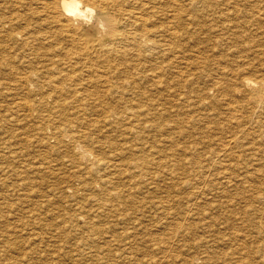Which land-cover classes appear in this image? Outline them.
<instances>
[{
  "label": "bare ground",
  "instance_id": "bare-ground-1",
  "mask_svg": "<svg viewBox=\"0 0 264 264\" xmlns=\"http://www.w3.org/2000/svg\"><path fill=\"white\" fill-rule=\"evenodd\" d=\"M2 1V0H1ZM5 5L3 6V12L0 13V32L3 31L4 25H8L11 29H12V35L14 38V36H17L19 38H21V40L23 41L22 46H28V53L30 51V53H33L31 51L33 50H41L43 47L42 43H44V40H46L48 37V34H45L42 36L43 33L46 32L45 29L49 30V27H51V30L53 28V30H56L58 32V34H61L63 40H66V42H69L70 46L72 45V51H69L68 46L63 48V55H64V60L62 61L63 63L67 62L68 59V64L71 66H73L74 63H79L80 68H83V70L85 71V75L86 76H82V74L77 73V72H72L73 70L77 69H67V68H60L61 65L58 66L57 64V68H60L57 73L60 74H53L50 71L52 70V68H49V64L46 65L48 67L43 68V70H32L30 73H28L29 76L34 75L35 77H39V74L42 72H46L49 76L45 79H50V84L48 83V87L51 86V88L49 89L48 92H52V90L57 93L58 95V100L55 102L50 104H53L52 106L48 107L47 109L44 107V109L41 110L40 117H41V121H42V127L39 126V123H34L36 121L33 122L34 124H37L38 126L37 131L32 130L34 132H36V139L37 140H42L43 137V133L47 130L46 128H48V130H52L53 132L49 133L48 138L49 137H54L55 138V142L59 143V145H62L63 140L61 139L62 136H68V140L77 143V141H80L77 143V146L80 148V143L83 142V149L80 150L79 148V152L78 154H81V158L85 159L87 163H85V165H88L87 170L85 171V174L83 173V178L81 181H83V188H87L89 190H93V193H86V195H88L89 197L92 198L91 201L94 202V205L96 207L95 210L99 211L100 213H107L108 215H114V216H118L119 217V222L120 224L122 222H127L128 223V227L124 228L123 231L120 230V234H123L124 238H128V240H131L130 242L126 239H123L121 237L122 240H126L127 244L123 245L124 249H126L125 251H127L126 254H124L125 257V263L124 264H128L126 262L129 261V263L134 262V264L138 261L139 264L140 263H148L147 260H150L151 258H139L138 255H141L144 250H150L149 245L146 244V241H148V239L152 236V234H148L149 238H146L145 236L141 235L142 233H144V231H148L145 222L142 220H146L147 218H152V216L157 215V213L161 212V216H162V212H166L165 210L168 208H172V205L174 206V204H172L171 199L170 198V194L172 193H141V189L143 186H147L150 183H154L157 180V177H161L163 180H165L167 178L171 180V177L174 176L175 178H178L179 181L182 180L181 182L184 185L187 184H191L193 183L192 180L195 179L196 182V177L198 178L199 176H195L194 173L192 174V171L195 169H187L186 166L184 165V161L183 158H185V156L182 157H178L176 156V151H175V142L170 140L168 141L171 145H169L170 147L167 148L166 153L162 158H160L159 160H163L160 162V167L163 166L165 169H158L156 170V168L154 169L151 168L149 169V164H150V157L151 155L149 154H140V152L138 153V151H135V148L139 149L141 152L143 151L144 148L142 147H137V143H131V144H127L128 141H139L143 138H145L146 136H144L145 132L151 131L150 129H157V130H163L165 128H167L166 126L168 125V127H171L170 131L172 129H174L173 127V123H175L176 121H171V119L169 120L168 118H164L165 115L167 114L165 107V102H167L168 100L165 97H162L164 95H170V91L172 90H176L173 89L172 87H170L172 85V83H178L179 80L182 81L183 86L184 87H190V89L192 91H195V94L198 98V100H200V102L206 100L209 101V104L212 105L213 100L214 104L217 101H220V105H221V100H217L216 97L220 96V98L225 100V106L224 108H227L228 111L230 112H237L235 114H238V111H243V109H246L247 111L250 110V115L253 116L254 114H259L264 112V38L262 39H254L250 40V42H247L248 44V48H246V50H250L251 51V56H254V60L252 59V61H248L247 59H243L241 60L237 65H240V67L236 66V68H231V67H227L224 64H217L215 66H213V63H217V60L214 62H210L209 64L207 62H204L207 65V68L205 70H207V72L205 71L204 74L201 73L202 76L206 75V79H204V81L208 80L209 83H207L210 87L209 89H207V91H204L206 89L204 88H200L197 85L194 84V82H192L195 78L199 79V75L197 73L198 69H199V64L197 62H193L192 61H187L184 60L185 59V54L183 53V51L180 49L181 43L180 41L182 39H186L189 38V36H193L196 35L195 32H192L196 29V27H193L191 31H189V27H191L192 25H197L199 28H201V30L203 31H207L209 32L210 30H215V25L218 26L216 22H221V26L222 29L230 31L232 30V27H240L243 26L244 22H248L250 21L248 18L250 17H254L256 16V14L258 15V17H260V21L262 20V34L261 37H264V0H7L5 1ZM3 3V2H2ZM2 6V4H0ZM240 18V19H239ZM243 20V21H242ZM254 21V19H252ZM257 20V19H256ZM255 20V21H256ZM259 20V19H258ZM257 20V21H258ZM33 22V23H32ZM194 23V24H193ZM260 23V24H261ZM233 24V25H232ZM254 24V22H253ZM251 24H249L250 26ZM254 26V25H253ZM251 26V27H253ZM256 26V24H255ZM36 27V28H34ZM238 27V28H239ZM258 27V26H257ZM14 29V30H13ZM36 29V30H35ZM252 29V28H250ZM253 30V29H252ZM255 30V29H254ZM5 31V30H4ZM234 32H236V30H233ZM241 31V30H240ZM239 31V32H240ZM250 31V30H249ZM54 33V31H52ZM226 32V31H225ZM242 32V31H241ZM251 32V31H250ZM260 32V33H261ZM52 33V34H53ZM258 33V32H257ZM8 34V32H7ZM225 34V33H224ZM1 35V34H0ZM41 35L42 38H44L43 42L42 41H38V36ZM50 36H52L51 34H49ZM54 35V34H53ZM235 35V37H237V33L236 34H232ZM242 35V34H241ZM201 36V35H200ZM217 36V35H216ZM245 36V35H244ZM2 37V35H1ZM213 37V36H212ZM240 37V36H239ZM242 37V36H241ZM240 37V39H241ZM258 37H260L258 35ZM3 38V37H2ZM1 38V40H3ZM6 38V35L5 37ZM16 38V37H15ZM14 38V39H15ZM201 38V37H200ZM203 38V37H202ZM229 39L231 38V36L228 37ZM238 38V37H237ZM236 38V39H237ZM248 38H251V36L249 35ZM17 39V38H16ZM234 39V38H233ZM239 39V41H240ZM252 39V38H251ZM0 40V41H1ZM10 40V38H9ZM20 40V41H21ZM37 40V41H36ZM63 40H58L57 41V48L58 47H62L64 46V42ZM187 40V39H186ZM189 40V39H188ZM217 40V39H216ZM224 40V39H222ZM231 40V39H230ZM14 41V40H13ZM16 41V40H15ZM36 41V42H35ZM190 41V40H189ZM218 41V40H217ZM221 41V40H220ZM227 41V40H226ZM234 41V40H233ZM232 41V42H233ZM243 41V40H242ZM246 41V39H245ZM253 41V42H251ZM4 42V41H3ZM2 42V43H3ZM8 42V41H7ZM19 42V41H18ZM52 42V41H51ZM201 42V41H200ZM199 42V43H200ZM215 42V40H214ZM46 43V41H45ZM55 43V41H54ZM198 43V44H199ZM210 43V42H209ZM239 43V42H238ZM243 43V42H240ZM15 44V43H14ZM18 44V43H17ZM20 44V43H19ZM51 44V43H50ZM185 44V43H184ZM190 44H192L190 42ZM218 44V43H217ZM236 44V43H235ZM245 46L247 45L245 42L243 43ZM12 45V43H11ZM46 45V44H45ZM49 45V44H48ZM207 45V44H206ZM209 45V44H208ZM212 45V44H211ZM216 45V44H215ZM227 45V44H226ZM10 46V45H9ZM56 45H53L54 49ZM185 46V45H184ZM194 46V45H193ZM218 46V45H217ZM237 46V45H236ZM239 46V45H238ZM243 46V47H245ZM1 47V46H0ZM17 47V45H16ZM198 47V46H197ZM222 47V46H221ZM220 47V48H221ZM224 47V46H223ZM242 47V46H241ZM3 48V46H2ZM6 48V47H5ZM15 48V46H14ZM37 48V49H35ZM47 48V46H46ZM186 48V47H185ZM200 48V47H199ZM206 47H204L205 49ZM215 48V47H214ZM218 48V47H217ZM219 48V49H220ZM10 49V48H9ZM8 49V50H9ZM15 49H19V48H15ZM22 49V48H21ZM44 49V48H43ZM51 48H48V50ZM187 49V48H186ZM218 49V50H219ZM245 49V48H244ZM7 50V49H6ZM5 50V51H6ZM13 50V48H12ZM11 50V51H12ZM25 50V49H24ZM45 50V49H44ZM58 50H60L58 48ZM57 50V52H58ZM200 50V49H199ZM203 49H201L202 51ZM213 50V49H212ZM222 50V49H221ZM241 50V48H240ZM1 51V50H0ZM4 51V52H5ZM14 51V50H13ZM12 51V53H13ZM18 51V50H17ZM16 51V52H17ZM207 51V50H206ZM216 51V50H215ZM223 51V50H222ZM234 51V50H232ZM242 51V50H241ZM240 51V52H241ZM249 51V52H250ZM21 52V51H20ZM19 52V53H20ZM49 52V51H48ZM52 52V51H51ZM62 52V51H61ZM192 52V51H191ZM247 52V51H246ZM6 53V52H5ZM8 53V52H7ZM27 53V54H28ZM35 53V52H34ZM40 53V52H39ZM59 53V52H58ZM57 53V54H58ZM190 53V52H189ZM196 53V52H195ZM194 53V55H195ZM214 53V52H213ZM216 53V52H215ZM237 53V52H236ZM239 53V52H238ZM1 54V52H0ZM4 54V53H3ZM10 54V53H9ZM21 54V53H20ZM19 54V56H20ZM50 54V53H49ZM54 54V52H53ZM181 54V55H180ZM200 54V53H199ZM217 54V53H216ZM231 54V53H230ZM249 54V53H248ZM6 55V54H5ZM41 55V54H40ZM37 55V56H40ZM51 55V54H50ZM62 55V53H61ZM185 55V56H184ZM192 55V54H191ZM203 55V54H202ZM4 56V55H1ZM8 56V55H7ZM17 56V55H15ZM14 53L12 57H15ZM32 56V55H30ZM35 56V55H34ZM46 56V55H45ZM57 58H60L61 56ZM72 56H75L74 59H76V62H72L71 59ZM229 56V55H228ZM238 56V55H237ZM249 56V55H248ZM9 57V56H8ZM8 57H5V61L7 60ZM41 57V56H40ZM203 57V56H202ZM224 57V56H223ZM222 56L218 57L219 60H221V58H223ZM3 58V57H2ZM23 58V56H22ZM25 58H27L25 56ZM45 58V57H44ZM52 58V57H51ZM50 58V59H51ZM54 58V56H53ZM52 58V59H53ZM195 58V57H193ZM208 58V57H207ZM227 58V57H226ZM11 59V58H9ZM31 59V58H30ZM28 59V60H30ZM40 59V58H38ZM37 59V60H38ZM61 59V58H60ZM197 59V58H195ZM16 60V59H15ZM14 60V61H15ZM19 60V59H18ZM36 60V58H35ZM42 60V59H41ZM40 60V61H41ZM49 60V59H48ZM54 60V59H53ZM189 60V59H188ZM198 60V59H197ZM231 60V59H230ZM247 60V61H246ZM27 61V60H26ZM45 61H47L45 59ZM71 61L73 64H71ZM206 61V60H205ZM4 62V61H3ZM9 62V61H8ZM31 62V61H30ZM48 62V61H47ZM58 62V61H57ZM61 62V63H62ZM18 63V62H17ZM20 63V62H19ZM18 63V64H19ZM23 64V62H21ZM27 63V62H26ZM34 63V62H33ZM36 63V62H35ZM38 63V62H37ZM40 63V62H39ZM49 63V62H48ZM51 63V62H50ZM53 63V62H52ZM51 63V64H52ZM148 64V67H145V65ZM180 63H183L184 66L181 68ZM222 63V62H221ZM229 63V62H228ZM231 63V62H230ZM3 64V63H2ZM9 64V63H8ZM13 64V61L12 63ZM10 64V67H11ZM25 64V63H24ZM23 64V65H24ZM28 64V65H27ZM25 66L29 68V63H27ZM42 64V63H41ZM59 64H60V60H59ZM67 64V63H66ZM190 64H192L190 66ZM14 65V64H13ZM35 65V64H34ZM54 65V64H53ZM52 65V67H53ZM65 65V64H64ZM67 65V67L69 66ZM76 65V64H74ZM211 65V66H210ZM230 65V64H229ZM8 66V65H7ZM22 66V65H21ZM38 66V65H37ZM51 66V65H50ZM66 66V65H65ZM188 69H193V73L192 76H186V77H181L182 73L184 71H186L187 69H184V67H189ZM14 69L16 68L15 65L13 66ZM34 67V66H33ZM32 67V68H33ZM56 66L54 65V68ZM62 67V66H61ZM234 67V66H233ZM7 68V67H5ZM9 68V66H8ZM12 68V67H11ZM10 68V69H11ZM18 68V67H17ZM36 68V67H35ZM40 68V67H39ZM1 69V68H0ZM3 69V67H2ZM22 69V68H21ZM24 69V66H23ZM22 69V70H23ZM41 69V68H40ZM13 70V69H12ZM10 70V71H12ZM16 70V69H15ZM14 70V71H15ZM29 70V69H28ZM81 70V69H80ZM3 71V70H2ZM9 71V70H8ZM56 71V69H55ZM1 72V71H0ZM82 72V71H81ZM18 73V72H17ZM25 74V72H23ZM27 73V72H26ZM51 73V74H50ZM189 73V72H188ZM196 73V76H194ZM248 73L250 75H254L255 78H251ZM13 74V71H12ZM10 74V75H12ZM15 74V73H14ZM43 74V73H42ZM9 75V74H8ZM190 75V74H189ZM19 76V75H18ZM42 76V75H41ZM44 76V74H43ZM4 77V76H3ZM6 77V76H5ZM9 77V76H8ZM6 77V78H8ZM11 77V76H10ZM14 77V76H13ZM12 77V78H13ZM25 77V76H23ZM22 77V78H23ZM28 77V76H26ZM181 79H180V78ZM195 77V78H194ZM207 77L209 79H207ZM1 75H0V80H1ZM17 78V77H16ZM41 79V77H39ZM11 78H9L10 80ZM19 79V77H18ZM17 79V80H18ZM21 79V78H20ZM35 79V78H34ZM201 79V78H200ZM6 80V79H5ZM14 80V79H13ZM22 80V79H21ZM32 79H30L29 82H31ZM38 81V80H34ZM47 81V80H46ZM49 81V80H48ZM198 81V80H197ZM201 81V80H200ZM2 82V81H1ZM4 82V81H3ZM2 82V83H3ZM9 82V81H7ZM18 82V81H17ZM22 82V81H21ZM28 82V80L26 81ZM28 82V83H29ZM33 82V81H32ZM141 82H145L146 85H141ZM199 82V81H198ZM202 82V81H201ZM19 83V82H18ZM17 83V84H18ZM27 83V84H28ZM16 84V85H17ZM32 84V83H30ZM35 84H38L35 83ZM47 84V83H46ZM180 83H178L179 85ZM1 85V84H0ZM19 85H22L19 84ZM39 85V84H38ZM41 85V83H40ZM24 86V85H23ZM26 86V85H25ZM43 86V85H42ZM177 86V85H176ZM205 86V85H204ZM12 87V86H11ZM27 87V86H26ZM25 87V88H26ZM37 87V86H34ZM175 87V84H174ZM208 87V86H207ZM2 88V86H1ZM0 88V89H1ZM14 88V85H13ZM21 88V87H18ZM24 88V90H25ZM39 88V87H38ZM44 88V87H43ZM46 88V87H45ZM160 88L162 89L160 92L161 94V98H165L164 100H161V102L156 106H155V102H157L156 100H158V98L155 100L152 97V94H155V92H152L153 90H157ZM17 89V87H16ZM23 89V88H22ZM10 90V89H9ZM27 90V89H26ZM46 90V89H45ZM51 90V91H50ZM178 90V89H177ZM180 90V88H179ZM211 91L212 94H209ZM32 91V90H31ZM38 91V90H37ZM47 91V90H46ZM184 91V90H182ZM186 91V90H185ZM184 93L188 94V92L191 93V91H186ZM12 92V91H10ZM15 92V91H14ZM21 92V91H20ZM26 92V91H24ZM39 92V91H38ZM42 92V91H41ZM53 92V93H54ZM180 92V91H179ZM19 93V92H17ZM31 94V92H29ZM28 93V94H29ZM46 93V92H45ZM156 93H159L158 90ZM175 93V92H174ZM178 93V92H176ZM175 93V94H176ZM13 94V93H12ZM15 94V93H14ZM22 95V93H20ZM19 94V95H20ZM35 94V93H34ZM39 93H36V95H38ZM44 94V93H42ZM48 94V93H47ZM18 95V94H17ZM17 97V99L20 97ZM20 95V96H21ZM179 95V94H178ZM209 95H211L209 97ZM7 96V95H6ZM12 95H10L11 97ZM14 96V95H13ZM27 96V95H26ZM29 96V95H28ZM40 96V95H39ZM42 96V95H41ZM44 96H46L44 94ZM49 96V95H48ZM46 96V97H48ZM51 96V94H50ZM54 97V95H52ZM157 97V95H155ZM154 96V97H155ZM159 96V95H158ZM170 96H174V95H170ZM186 96V95H185ZM169 97V96H168ZM195 97V96H194ZM211 98L209 100V98ZM16 98V96H15ZM25 98V97H23ZM56 98V95H55ZM176 99V97H174ZM219 98V97H218ZM14 99V98H13ZM28 101H29V97H27ZM44 99V98H42ZM51 99V98H50ZM54 99V98H53ZM52 99V100H53ZM143 99V100H142ZM146 99V101H145ZM171 99V98H170ZM183 99V98H182ZM192 99V97H191ZM47 100V98H46ZM167 100V101H166ZM173 100V99H172ZM171 100V101H172ZM196 100V98L194 99V101ZM18 101V100H17ZM21 101V100H19ZM18 101V102H19ZM26 101V100H25ZM55 101V99L53 100ZM179 102V100H177ZM212 101V103H211ZM22 102V101H21ZM20 102V103H21ZM24 102V99H23ZM32 102V101H30ZM35 102V100H34ZM50 101L46 102L49 103ZM159 102V101H158ZM157 102V103H158ZM224 102V101H223ZM25 103V102H24ZM27 103V102H26ZM41 101H38V104H40ZM55 103V104H54ZM208 103V102H207ZM206 103V104H207ZM11 104V103H10ZM28 104V103H27ZM35 104V103H33ZM43 104V103H42ZM176 104V103H174ZM208 104V105H209ZM223 104V103H222ZM15 105H18L17 103ZM24 105V104H23ZM26 105V104H25ZM71 105V106H70ZM172 105V104H171ZM218 105V103H217ZM22 106V105H21ZM38 106V105H37ZM75 106V108H74ZM84 106V107H82ZM195 105L193 104L192 107H194ZM197 106L200 107L199 104H197ZM223 106V105H222ZM221 106V107H222ZM13 104H12V108H13ZM41 107V106H40ZM82 108H89V110L93 111V113L95 114V118H93V125L92 123V119L87 118L86 114L84 115V113L80 112ZM196 107V106H195ZM194 107V108H195ZM205 107V106H204ZM203 107V108H204ZM211 107V106H210ZM209 107V108H210ZM213 107V106H212ZM219 107V106H216ZM18 108V106L16 107ZM31 108L34 109L31 105ZM161 109L162 111H158V109ZM198 108V107H197ZM202 108V107H201ZM200 108V109H201ZM214 108V107H213ZM20 109V107H19ZM27 109V108H26ZM31 109V110H32ZM41 109V108H40ZM183 109V108H181ZM199 109V108H198ZM199 109V110H200ZM217 109V108H216ZM220 109V108H219ZM15 110V108L12 109V111ZM36 110H38L36 108ZM69 110V112H68ZM87 110V109H86ZM185 110V109H184ZM196 110V109H195ZM198 110V112H199ZM203 110V109H202ZM207 109H205L206 111ZM222 110V109H220ZM225 110V109H224ZM23 111V110H21ZM30 111V110H29ZM26 114V116L29 114ZM33 111V110H32ZM190 111V109H189ZM187 111V112H189ZM212 111V109H211ZM210 111V112H211ZM219 111V110H218ZM227 111V110H226ZM241 111V114H242ZM186 112V113H187ZM196 112V111H195ZM203 114L204 111H202ZM223 112V111H222ZM225 112V111H224ZM249 112V111H248ZM14 113V112H13ZM17 112H15L14 114H16ZM24 113V111L22 112ZM31 113V111H30ZM35 113V112H34ZM38 113V112H37ZM190 113V112H189ZM188 113V114H189ZM194 113V112H192ZM89 114V113H88ZM187 114V115H188ZM200 114V112H199ZM213 114V113H212ZM211 114V115H212ZM218 114V113H216ZM234 114V113H233ZM248 114V115H249ZM253 114V115H252ZM264 114V113H262ZM192 115V114H191ZM219 115V114H218ZM245 115V113H244ZM247 115V116H248ZM12 116V115H11ZM19 116V115H18ZM21 116V114H20ZM23 118L24 115L22 114ZM190 116V115H188ZM203 116V115H202ZM206 116V115H204ZM224 116V114L222 115ZM221 115L219 117H222ZM228 116V115H227ZM236 116V117H235ZM234 117L238 119V115H235ZM264 116V115H263ZM262 116V117H263ZM15 117V116H14ZM92 117V116H91ZM197 117V115L195 116ZM213 117V116H212ZM12 118V117H10ZM18 118V117H17ZM20 118V117H19ZM30 118V117H29ZM35 119H37V114L36 117L34 116ZM31 118V119H34ZM192 118V117H191ZM201 118V116H200ZM208 118V116H207ZM211 118V117H210ZM215 118V117H213ZM229 118V117H228ZM233 118V117H232ZM254 118V117H253ZM259 118V117H256ZM27 119V117H26ZM40 119V118H39ZM205 119V118H204ZM219 119V118H218ZM225 119V118H224ZM223 119V120H224ZM227 119V118H226ZM230 119V118H229ZM237 119H235V121H237ZM252 119V118H251ZM260 120L262 118H259ZM16 120V119H14ZM12 120V121H14ZM25 120V118H24ZM91 120V121H90ZM182 120V119H179ZM209 120V119H207ZM222 120V121H223ZM233 120V119H231ZM241 120V119H240ZM23 121V120H22ZM29 121V120H28ZM40 121V122H41ZM189 121V120H188ZM192 121V120H191ZM198 122L200 120H197ZM204 121V120H202ZM221 121V118H220ZM247 121V120H246ZM251 121V120H250ZM254 121V120H252ZM20 122V121H18ZM24 122V121H23ZM32 122V121H31ZM39 122V121H37ZM181 125L182 123L180 121H178ZM185 122V121H184ZM193 122V121H192ZM196 122V121H195ZM204 122H208L207 124H205V127H209V129L211 128L213 131L217 130L220 126H218V123L212 120L210 121L212 125H210L209 121H204ZM234 123V121H232ZM232 122L230 123V125L232 124ZM248 122V121H247ZM14 123V122H12ZM25 123V122H24ZM26 123H30L26 122ZM101 123L103 127L105 126H109V127H113V123H116V127L111 129L113 131H116L118 134V137L120 136V139L123 140L122 142H125L123 144H121L122 142H120V146L119 148L116 150V152H114V155L119 154V156L121 154H123V156L119 159L118 158V162H113L110 163L109 161L104 160V167L102 168V170H98L95 172L96 176H95V181H94V175L91 171L94 169H92L91 166H93L92 164H100L102 163L101 161H99L100 153H98L99 157L96 156V154L92 155V151L91 153L86 152L88 149V147L94 146L96 145L94 142L96 141V138L94 139L93 136H91V134H93L92 132L90 133L89 131V126L92 125L93 126H99ZM177 123V122H176ZM186 123V122H185ZM250 123V122H249ZM256 123V122H255ZM258 123V121H257ZM264 123V122H263ZM17 124V123H16ZM21 124V122H20ZM23 124V123H22ZM105 124V125H104ZM119 124V125H117ZM121 124V125H120ZM200 124V122H199ZM202 124H204L202 122ZM201 124V125H202ZM227 124V123H226ZM225 124V125H226ZM237 124V122H236ZM239 124V123H238ZM237 124V125H238ZM262 124V123H261ZM6 124H4L3 126H5ZM18 125V124H17ZM31 125V123H30ZM41 125V124H40ZM187 125V123H186ZM189 125V124H188ZM191 125V124H190ZM224 125V124H223ZM244 125V124H243ZM242 125V126H243ZM257 125V124H256ZM253 125V126H256ZM1 126V127H3ZM7 126V125H6ZM12 126V125H11ZM13 126H16L15 124ZM20 126V125H19ZM26 126V124H24V127ZM29 126V125H27ZM36 126V125H35ZM44 126V127H43ZM102 126H99V128H101ZM198 126V125H197ZM200 126V125H199ZM203 126V125H202ZM211 126V127H210ZM213 126V127H212ZM222 126V125H221ZM229 126V125H228ZM226 126V127H228ZM233 126V125H232ZM248 126V125H247ZM258 126H262V128L264 127V125H258ZM10 127V126H9ZM31 128V126H29ZM204 127V126H203ZM225 127V126H224ZM231 127V126H230ZM229 127V128H230ZM236 127V126H234ZM251 127V126H249ZM4 128V127H3ZM1 128V129H3ZM6 128V127H5ZM12 128V127H11ZM14 128V127H13ZM16 128V127H15ZM51 128V129H50ZM96 128V127H95ZM107 128V127H105ZM227 128V129H229ZM232 128V127H231ZM230 128V129H231ZM248 128V127H247ZM246 128V130H247ZM17 129H20L17 128ZM32 129V128H31ZM46 129V130H45ZM110 129V128H109ZM169 129V128H168ZM187 129V128H186ZM208 129V130H209ZM225 128H222V131H224ZM226 129V130H227ZM229 129V131H230ZM240 129H241V125H240ZM258 129V128H257ZM7 130V129H4ZM14 130V129H11ZM22 130V129H21ZM29 130V129H28ZM27 130V132L25 131V134H27L29 131ZM47 130V131H48ZM64 130H67L64 132ZM99 129H97V132ZM178 130V129H177ZM221 130V128H220ZM238 130V129H237ZM245 130V128L243 129ZM251 130V129H249ZM248 130V132H249ZM10 131V128H9ZM23 131V130H22ZM21 131V133H22ZM31 131V130H30ZM96 131V129H95ZM175 130H173L174 132ZM184 129L179 130L180 133H184ZM228 131V130H227ZM235 131V130H234ZM257 131V130H256ZM1 132V131H0ZM3 132V130H2ZM6 132V131H5ZM4 132V133H5ZM18 133V131H15ZM94 132V131H93ZM104 133H106V131L104 132V130L102 131ZM109 132V130H108ZM167 132V130H166ZM207 132V130H206ZM212 132V131H211ZM217 132V131H216ZM219 132V131H218ZM231 132V131H230ZM233 132V131H232ZM238 132V131H237ZM254 132V131H253ZM252 132V133H253ZM14 133V132H13ZM17 133H15L14 135V139L15 136L17 135ZM20 133V132H19ZM20 133V134H21ZM96 133V132H95ZM101 133V131H100ZM99 133V134H100ZM148 133V132H147ZM156 133H159L156 131ZM163 133V132H162ZM220 133V132H219ZM218 133V134H219ZM228 133V132H226ZM234 133V132H233ZM231 133V134H233ZM241 133V132H240ZM251 133V132H250ZM260 133V132H259ZM258 133V135H259ZM6 134V133H5ZM11 134V133H10ZM19 134V135H20ZM24 134V131H23ZM29 134V133H28ZM35 134V133H34ZM48 134V133H47ZM46 134V135H47ZM98 134V135H99ZM101 134V136H102ZM114 134V133H113ZM111 133V136L113 137V135ZM173 134V133H172ZM210 134V133H209ZM214 134V133H213ZM212 134V135H213ZM222 134V133H221ZM235 134V133H234ZM239 134V133H238ZM248 134V133H247ZM262 134V132H261ZM96 135V134H95ZM94 135V136H95ZM149 135V134H148ZM150 135L151 132H150ZM161 135V133H160ZM211 135V134H210ZM211 135V136H212ZM217 135V133H216ZM237 135V134H236ZM252 135V134H251ZM250 135V136H251ZM255 135V134H254ZM257 135V134H256ZM264 135V134H263ZM7 136V135H6ZM10 137V135H8ZM21 136V135H20ZM24 136V135H23ZM21 136V137H23ZM32 136V134H31ZM31 136L29 138H31ZM34 136V135H33ZM144 136V137H143ZM159 136V134H158ZM215 136V135H214ZM213 136V137H214ZM224 136V135H223ZM226 136V135H225ZM224 136V138H225ZM249 136V135H247ZM19 137V136H18ZM148 137V136H147ZM151 137V136H150ZM153 137V136H152ZM163 137V136H162ZM161 137V138H162ZM219 137V135H218ZM231 137V136H230ZM234 137V136H233ZM242 137V136H241ZM258 137V136H257ZM17 138V136H16ZM26 138V137H24ZM28 138V139H29ZM52 138V139H54ZM125 138V139H124ZM212 138V137H211ZM215 138V137H214ZM213 138V139H214ZM223 138V140H224ZM228 138V137H227ZM235 138V137H234ZM245 138V137H244ZM242 138V140L244 139ZM19 139V138H18ZM27 139V140H28ZM105 139H108L105 138ZM151 139V138H150ZM154 139V137L152 138ZM152 139L150 141H152ZM167 139V137H166ZM230 139V138H229ZM233 139V138H232ZM231 139V140H232ZM238 140V137L235 138V140ZM254 139V138H252ZM256 139V137H255ZM254 139V140H255ZM8 140V139H7ZM23 140V139H22ZM26 140V142H27ZM31 140V139H30ZM98 140H100V138H98ZM111 140V139H110ZM120 140V141H121ZM145 140V139H144ZM159 140V139H158ZM155 140V141H158ZM211 140V139H210ZM209 140V141H210ZM218 140V139H217ZM221 140V138H220ZM232 141V142H236L237 141ZM264 140V139H263ZM262 140V141H263ZM9 141V140H8ZM15 141V140H14ZM19 141V140H18ZM18 141L16 140V142L18 143ZM33 141V139H32ZM36 141V140H35ZM33 141V142H35ZM51 141V140H50ZM54 141V140H52ZM118 141L117 139L115 140V138H113L111 140V143L113 145H116ZM143 141V140H142ZM148 141V140H146ZM163 141V140H162ZM230 141V140H228ZM251 141V138H250ZM261 141V142H262ZM7 142V141H6ZM31 142V141H29ZM31 142V143H33ZM39 142V141H38ZM44 140H42V145H46L44 144ZM99 142V141H98ZM116 142V143H115ZM145 141H143L142 143H144ZM149 142V141H148ZM166 142V143H168ZM212 142V140H211ZM217 142V141H216ZM222 142V141H221ZM220 142V143H221ZM249 142V141H248ZM255 142V141H254ZM5 143V142H4ZM13 143V142H12ZM22 143V142H21ZM24 143V142H23ZM51 143V142H50ZM55 143V145H56ZM69 143V142H68ZM74 143V144H75ZM106 143V142H105ZM110 143V144H111ZM141 143V142H140ZM139 143V144H140ZM154 143V141H153ZM186 143V142H185ZM206 143V142H205ZM224 143V142H223ZM247 142L245 141V144ZM260 143V142H259ZM258 143V144H259ZM8 144V143H7ZM15 144V142L13 143ZM48 144V143H47ZM53 144V143H52ZM71 144V143H70ZM94 144V145H93ZM98 144V143H97ZM159 144V143H158ZM156 144V145H158ZM161 145H163L162 143H160ZM174 144V145H173ZM178 144V143H177ZM204 144V143H203ZM208 144V143H207ZM211 144V143H210ZM218 143H216L217 145ZM222 144V143H221ZM220 144V145H221ZM226 145V143H224ZM241 144V143H239ZM244 144V143H243ZM244 144V145H245ZM250 144V143H249ZM252 144V143H251ZM12 144H8V146L6 145V147L8 148V152H6L5 154H3V156L1 157H6L7 159H11L14 158L15 156V150L14 149H10ZM23 145V144H22ZM25 145V144H24ZM33 145V144H30ZM38 145V144H37ZM54 145V144H53ZM82 145V143H81ZM107 145V144H106ZM128 145V146H127ZM141 145V144H140ZM161 145L160 146L161 148ZM190 145V144H189ZM218 145V146H220ZM255 145V144H254ZM251 145L250 147L252 148ZM261 145V144H260ZM259 145V146H260ZM5 146V145H4ZM4 146H2L4 148ZM28 146V145H27ZM35 146V145H34ZM49 146V145H48ZM147 147V145H145ZM180 146V145H179ZM207 146V145H206ZM209 146V144H208ZM232 146V145H231ZM235 146V145H234ZM237 146V145H236ZM248 146V145H247ZM263 146V145H262ZM30 147V146H29ZM47 147V146H46ZM45 147V148H46ZM58 147V146H57ZM152 147V146H151ZM154 147V146H153ZM167 146L165 145V148ZM214 147V146H213ZM221 147V146H220ZM227 148V146H224ZM256 147V145H255ZM38 148V147H37ZM41 148V147H39ZM50 148V147H49ZM48 148V149H49ZM59 148V147H58ZM57 148V149H58ZM71 148V147H70ZM95 148V146H94ZM106 148V147H105ZM116 148V147H115ZM157 148V147H156ZM159 148V149H160ZM164 148V149H165ZM180 148V147H179ZM190 148V146H189ZM216 148V147H215ZM215 148H213L215 150ZM232 148V147H229ZM248 148V147H246ZM254 148V147H253ZM258 148V147H257ZM1 149V148H0ZM17 149V148H16ZM22 149V148H21ZM26 149V148H25ZM43 149V148H42ZM47 149V148H46ZM46 149L44 151H46ZM56 149V150H57ZM61 149V148H59ZM58 149V150H59ZM72 149V148H71ZM73 149H75L73 147ZM110 149H113V147H111ZM109 149V150H110ZM151 149V148H150ZM153 150L155 148H152ZM151 149V150H152ZM158 149V148H157ZM178 149V148H177ZM176 149V150H177ZM182 149V148H181ZM184 149V148H183ZM193 149V148H191ZM221 149V148H219ZM224 149V148H223ZM238 149V147H237ZM4 150V149H3ZM2 150V151H3ZM53 150V149H52ZM51 153H54V151ZM115 151V149H113ZM162 150V149H161ZM190 150V149H189ZM198 150V149H197ZM226 150V149H224ZM228 150V149H227ZM233 150V149H232ZM235 150V148H234ZM264 150V147L263 149ZM17 151V150H16ZM63 151V150H62ZM61 151V152H62ZM146 151V150H145ZM149 151V150H148ZM157 151V150H156ZM179 151V150H178ZM193 151V150H191ZM218 149L217 151H209L207 154V157L213 158L212 155H218ZM229 151H231L229 149ZM227 151V152H229ZM238 151V150H237ZM248 151V149L246 150ZM246 151H242L243 153H245ZM256 151V150H255ZM259 151V150H258ZM257 151V152H258ZM111 152V151H110ZM199 152V151H198ZM221 152V151H219ZM254 152V151H253ZM252 152V153H253ZM263 152V151H261ZM18 153V152H17ZM20 153V152H19ZM95 153V152H94ZM125 153L127 154V156L125 157ZM158 153V152H157ZM161 153V152H160ZM200 153V152H199ZM225 153V152H224ZM230 153V152H229ZM232 153V152H231ZM242 153V155H243ZM24 154V153H23ZM55 154V153H54ZM63 154V153H61ZM68 154V153H67ZM102 154V153H101ZM106 154V153H105ZM111 154V153H110ZM159 154V153H158ZM186 154V153H185ZM188 154V153H187ZM190 154V153H189ZM188 154V155H189ZM197 154V153H195ZM194 154V155H195ZM250 154V153H248ZM248 154L245 157H248ZM262 154V153H261ZM21 155V153H20ZM58 155V154H57ZM56 155V156H57ZM70 155V154H69ZM162 155V154H161ZM184 155V154H183ZM187 155V156H188ZM192 155V154H191ZM204 155V154H203ZM206 155V154H205ZM235 155V154H234ZM245 155V154H244ZM253 155V154H252ZM251 155V156H252ZM263 155V154H262ZM17 156V155H16ZM63 156V155H62ZM118 156V157H119ZM160 156V155H158ZM156 157L157 159L159 157ZM181 156V155H180ZM215 156V158H216ZM229 156V154H228ZM257 156V155H255ZM260 156V155H259ZM10 157V158H8ZM18 157V156H17ZM16 157V158H17ZM24 157V156H23ZM39 157V156H38ZM43 157V155H42ZM58 157V156H57ZM79 157V155H78ZM112 157V156H111ZM170 157V158H169ZM197 157V156H196ZM220 157V156H219ZM233 157V155H232ZM253 157V156H252ZM261 157V156H260ZM263 157V156H262ZM40 158V157H39ZM77 158V157H76ZM110 158V157H109ZM187 158V157H186ZM193 158V157H192ZM195 158V157H194ZM205 158V157H203ZM209 158V161H210ZM231 158V155H230ZM240 158H241V154H240ZM256 158V157H255ZM15 159V158H14ZM22 159V158H21ZM20 159V160H21ZM28 159V158H27ZM67 159V157H66ZM69 159V158H68ZM116 159V158H115ZM153 159V158H152ZM168 159H170V161H168ZM180 159H182V161H180ZM188 159V158H187ZM247 159V158H246ZM16 160V159H15ZM14 160V161H15ZM41 161V159H39ZM42 160H45L42 158ZM64 161V159H62ZM110 160V159H109ZM214 160V159H213ZM228 160V157H227ZM236 160V159H235ZM251 160V159H250ZM261 160V159H260ZM13 160H11L12 162ZM17 161V160H16ZM25 161V159L23 160V162ZM28 161V160H27ZM30 161V160H29ZM48 161V160H47ZM53 161V160H52ZM51 161V162H52ZM56 161V159H55ZM72 161V160H71ZM111 161V160H110ZM115 161V160H114ZM117 161V159H116ZM153 161V160H152ZM191 161V160H190ZM189 161V162H190ZM200 161V160H199ZM203 161V159H202ZM205 161V159H204ZM203 161V162H204ZM231 161H233L231 159ZM254 161V160H252ZM19 162V160H18ZM43 162V161H42ZM46 162V161H45ZM74 162V161H73ZM112 162V161H111ZM154 162V161H153ZM152 162V163H153ZM192 162V161H191ZM220 162V161H219ZM225 162V161H224ZM238 162V161H237ZM246 162V160H245ZM255 162V161H254ZM21 163V162H20ZM38 163V162H37ZM47 163V162H46ZM45 163V164H46ZM57 163V162H56ZM65 163V162H64ZM79 163V162H78ZM151 163V164H152ZM156 163V161H155ZM230 163V162H227ZM235 163V162H234ZM240 163V162H239ZM242 163V162H241ZM251 163V161H250ZM22 164V163H21ZM25 164V163H24ZM28 164V163H27ZM32 164V162H31ZM30 164V166H31ZM53 164V163H52ZM67 163H65L66 165ZM73 164V163H72ZM77 164V163H76ZM75 164V165H76ZM187 165V163H185ZM210 164V163H209ZM218 164V163H216ZM231 164V163H230ZM256 164V162H255ZM253 164V165H255ZM259 164V163H258ZM20 165V164H19ZM29 165V164H28ZM40 165V164H39ZM44 165V163H43ZM49 165V163H48ZM91 165V166H90ZM156 165V164H154ZM195 165H197V161L195 162ZM200 165H202L200 163ZM200 165H199V169H200ZM208 165V164H206ZM205 165V166H206ZM219 165V164H218ZM217 165V166H218ZM245 165V164H244ZM257 165V164H256ZM264 165V164H263ZM6 166V165H5ZM12 166H14L12 164ZM33 166V164H32ZM45 166V165H44ZM43 166V167H44ZM101 166V165H100ZM151 166V165H150ZM190 166V165H189ZM188 166V167H189ZM214 166V164H213ZM212 166V167H213ZM229 166V165H228ZM234 166V165H233ZM240 166V165H239ZM258 166V165H257ZM22 167V166H21ZM28 167V166H27ZM42 167V166H41ZM49 167V166H48ZM71 167V166H70ZM77 167V166H76ZM79 167V166H78ZM236 167V166H235ZM251 167V166H250ZM253 167V166H252ZM252 167L250 169H252ZM3 168V167H2ZM16 168V167H15ZM31 168V167H30ZM37 168V167H36ZM45 168V167H44ZM82 167H80L81 169ZM190 168H193L190 166ZM202 168V167H201ZM209 168V165H208ZM207 168V169H208ZM211 168V167H210ZM222 168V166H221ZM227 168V167H226ZM241 168V167H240ZM254 168V167H253ZM262 168V167H260ZM21 169V168H20ZM25 169V168H24ZM23 169V170H24ZM34 166L32 167L33 171L34 170ZM40 169V167L38 168V170ZM83 169V168H82ZM92 169V170H91ZM259 170V168H257ZM17 169H15L16 171ZM22 170V172H23ZM27 170V168H26ZM29 170V168H28ZM27 170V171H28ZM68 170V169H67ZM198 170V169H197ZM202 170V169H201ZM209 170V169H208ZM214 170L211 169V171ZM217 170V169H215ZM230 171L233 169H229ZM227 172H230V171ZM235 170H238V168ZM7 171V170H6ZM11 171V170H9ZM42 171V170H41ZM48 171V170H47ZM204 171V170H202ZM207 171V170H206ZM239 171V170H238ZM5 172V169H4ZM18 172V171H17ZM21 172V173H22ZM30 172V170H29ZM32 172V171H31ZM30 172V173H31ZM45 172V171H43ZM50 172V171H49ZM81 172V171H80ZM242 172V171H241ZM240 172V173H241ZM245 172V171H244ZM260 172V170H259ZM259 172L256 173L259 174ZM2 173V172H1ZM7 173V172H6ZM25 173V171H24ZM35 173V172H34ZM62 173V172H61ZM64 173V172H63ZM79 173V172H78ZM204 173V172H203ZM210 173V172H209ZM207 173V174H209ZM212 174L213 171L211 172ZM216 173V171H215ZM221 173V171H220ZM225 173V171H224ZM243 173V172H242ZM264 173V172H263ZM262 173V174H263ZM4 174V173H3ZM16 174V172H15ZM23 174V173H22ZM51 174V173H50ZM54 174V173H53ZM52 174V175H53ZM67 174V173H66ZM65 174V175H66ZM73 174V173H72ZM77 174V173H76ZM166 174L169 175V177L166 176ZM197 174V171L195 173ZM202 174V173H201ZM25 175V174H24ZM70 175V174H69ZM204 175V174H203ZM217 175V174H214ZM231 177H233V175L228 174ZM256 175V174H255ZM260 175V174H259ZM5 176V175H3ZM59 176V175H58ZM62 176V175H61ZM206 176V175H205ZM204 176V178H205ZM210 176V175H209ZM213 176V175H212ZM224 176V175H223ZM241 176V174H240ZM252 176V174H251ZM264 176V175H263ZM1 177V176H0ZM7 177V176H6ZM16 177V176H15ZM25 177V176H24ZM24 177L19 178L22 182H24ZM60 177V176H59ZM65 177V176H64ZM68 177V176H67ZM172 177V178H174ZM181 177V179H180ZM201 177V176H200ZM199 177V178H200ZM253 178H255L254 176H252ZM260 177V176H258ZM262 177V176H261ZM4 178V177H3ZM18 177H16L17 179ZM27 178V176H26ZM56 178V177H55ZM70 178V177H68ZM75 179L76 177H72V179ZM78 179H80L79 177H77ZM208 178V177H207ZM211 178V177H210ZM226 178H228L230 180L229 177L226 176ZM264 178V177H263ZM58 179V177H57ZM65 179V178H64ZM177 179V180H178ZM214 179V178H213ZM216 179L219 178L217 177ZM221 179V178H220ZM224 180V178H222ZM221 179V180H222ZM227 179V180H228ZM243 178H241L240 181H242ZM245 179V178H244ZM247 179V178H246ZM262 179V178H261ZM260 179V180H261ZM19 180V181H20ZM29 180V179H27ZM61 180V179H60ZM67 180V179H66ZM161 180V179H160ZM159 180V181H160ZM169 180V181H170ZM173 180V179H172ZM172 180L170 181L172 183ZM199 179H197L198 182ZM207 180V179H206ZM212 180V179H211ZM232 180V179H231ZM237 179V182L235 180L236 183H238L239 181ZM253 180V179H252ZM258 179V181H260ZM20 181V182H21ZM62 181V180H61ZM64 181V180H63ZM174 181V180H173ZM210 181V180H209ZM217 181V182H218ZM233 181V180H232ZM245 181V180H244ZM2 182V181H1ZM7 182V181H6ZM31 182V181H30ZM204 182V179H203ZM212 182V181H211ZM230 182V181H229ZM243 182V181H242ZM241 182V183H242ZM19 183V182H18ZM27 183V181H26ZM25 183V184H26ZM174 183V182H173ZM172 183V184H173ZM199 183V182H198ZM197 183V184H198ZM213 183V182H212ZM227 183V182H226ZM244 184H246L245 182H243ZM242 183V184H243ZM249 183V182H248ZM29 184V183H28ZM161 184V183H160ZM217 184V183H216ZM215 184V185H216ZM225 184V183H224ZM223 184V185H224ZM228 184V183H227ZM234 184V183H233ZM240 184V183H239ZM244 184L242 186H244ZM254 184V183H253ZM258 184V183H257ZM2 185V183H1ZM0 185V186H1ZM23 185V183H22ZM20 185V186H22ZM30 185V184H29ZM164 185V183H163ZM166 185V184H165ZM170 185V184H168ZM167 185V186H168ZM202 185V184H200ZM199 185V186H200ZM211 185V184H210ZM251 185V182H250ZM262 184L260 183V186ZM5 186V185H4ZM7 186V185H6ZM25 186V185H24ZM151 186V184L149 185ZM161 186V185H160ZM166 186V187H167ZM181 186V184H180ZM207 186V185H206ZM217 186V185H216ZM219 186V185H218ZM222 186V183H221ZM232 186V185H231ZM230 186V187H231ZM247 186V185H246ZM255 186H256V182H255ZM263 186V185H262ZM16 187V186H14ZM29 187V186H28ZM95 187L100 188L99 191L100 193H97V189H95ZM156 187V186H155ZM172 187V186H171ZM182 187V186H181ZM188 187V186H187ZM194 187V185H193ZM192 187V188H193ZM208 187V186H207ZM229 187V188H230ZM234 187V186H233ZM2 188V187H1ZM8 188V187H7ZM5 188V190L7 189ZM18 188V186H17ZM78 188V187H77ZM153 188V187H152ZM170 188V187H169ZM180 188V187H179ZM186 188V187H185ZM203 188V187H202ZM236 188V187H235ZM234 188V189H235ZM244 188V187H243ZM246 188V187H245ZM248 188V187H247ZM250 188V187H249ZM248 188V190H249ZM261 188V187H260ZM3 189V188H2ZM24 189V188H23ZM27 189V188H26ZM79 189V188H78ZM95 189V190H94ZM145 189V187H144ZM149 188H147L148 190ZM157 189V188H154ZM160 189V188H159ZM162 189V188H161ZM160 189V190H161ZM182 189V188H181ZM188 188V192H189ZM200 189V187H199ZM217 189H220L219 187ZM216 189V190H217ZM223 189V188H222ZM226 189V188H225ZM239 189V187L237 188ZM262 189V188H261ZM14 189L12 188V191ZM18 190V189H17ZM68 190V189H67ZM141 190V191H140ZM185 190V189H184ZM187 190V189H186ZM228 190V187H227ZM260 190V189H259ZM1 191V190H0ZM86 191V190H85ZM98 191V192H99ZM140 191L139 193H136ZM146 191V190H143ZM142 191V192H143ZM155 191V190H154ZM170 191V189H169ZM176 191V190H174ZM182 191V190H179ZM213 191V190H211ZM235 191V190H233ZM261 191V190H260ZM14 192L17 191H13L12 193H8V192H0V247L2 248V250H0V254H4L5 255L8 253V251H12V249L14 250L17 247H20V250L18 251V255H16L15 257H13L12 260H9L7 257H5V262L4 261H0V264H25L27 256L29 254V250L27 248V244L29 243L28 240H31L30 237L28 238V236L31 235H27V233L30 230L26 231V225L27 221L24 220V218H27V208L25 206L20 207L22 214H24V218L23 221L21 219L22 223H14L16 220L10 222L9 218L12 219V216L9 217V211L10 208L14 207H19L17 203H14L15 200H13V202L11 201L12 198V194H15ZM19 192V191H18ZM81 192V191H80ZM89 192V191H88ZM159 192V191H158ZM195 192V191H194ZM173 193L174 196L180 197L178 200L180 201V203L185 202V205L182 206V213L185 214V218L191 214H193L197 207L200 206L202 202V198H206L205 201H207V199L211 201H216L217 200V196L221 193ZM198 192V191H197ZM210 192V190L208 191ZM218 192V191H217ZM220 192V191H219ZM222 193L225 194L224 197H226V193L223 191H221ZM228 192V191H226ZM241 192V191H240ZM244 192V190H243ZM248 192V191H247ZM28 193V192H26ZM239 193V192H238ZM246 193V192H245ZM18 194V199L23 198L26 195L27 198V194H23V197H20L21 193H16ZM15 194V195H16ZM233 194V193H232ZM231 194V195H232ZM264 194V193H263ZM261 193H256V195H253V197H260L264 199V195ZM31 195H33L31 193ZM30 195V196H31ZM228 195V194H227ZM238 195V194H237ZM242 195V194H241ZM248 195L250 196L251 193H248ZM246 195V196H248ZM29 196V197H30ZM223 196V195H222ZM245 196V197H246ZM34 197V196H33ZM70 197V196H69ZM79 197V196H78ZM252 197V196H251ZM25 198V200H26ZM31 199L32 196L30 197ZM36 198V197H35ZM40 198V197H39ZM38 198V199H39ZM74 198V197H73ZM185 199V201H181L182 199ZM220 198V197H219ZM240 198V197H239ZM238 198V199H239ZM16 199V196H15ZM30 199V200H31ZM88 199V198H87ZM175 199V198H174ZM222 199V198H220ZM229 199V198H228ZM228 199H224V200H228ZM237 200V198H235ZM244 199V198H243ZM17 200V199H16ZM22 200V199H21ZM24 200V198H23ZM29 200V199H27ZM37 200V199H36ZM222 200V201H224ZM18 201V200H17ZM84 201V200H83ZM90 201V202H91ZM173 201V199H172ZM177 201V199H176ZM239 201V200H238ZM240 201H242V198L240 199ZM255 201V200H254ZM16 202V201H15ZM20 202V201H19ZM24 202V201H23ZM88 202V200H87ZM218 202V201H216ZM221 202V200H220ZM228 203L226 205H231L233 202H235V200H233V197L230 198V200L227 201ZM77 203V202H76ZM256 203V202H254ZM16 204V205H15ZM183 204V203H182ZM205 204V203H204ZM203 204V205H204ZM219 204V203H218ZM239 204V202H238ZM22 205V204H21ZM24 205V203H23ZM74 205V204H73ZM93 205V206H94ZM177 205V204H176ZM175 205V206H176ZM179 205V204H178ZM177 205V207H178ZM202 205V204H201ZM221 205H223L221 203ZM206 206V205H205ZM234 206V205H233ZM88 207V206H87ZM216 207V206H215ZM224 207V206H223ZM230 207V206H229ZM235 207V206H234ZM238 207V206H237ZM260 207V206H258ZM86 208V207H85ZM217 208V207H216ZM225 208V207H224ZM231 208V207H230ZM243 208V207H241ZM264 208V207H263ZM14 209V208H13ZM90 209V208H89ZM202 209V208H201ZM212 209V208H211ZM237 209V208H235ZM254 209V208H252ZM260 209V208H258ZM15 210V209H14ZM13 210V211H14ZM78 210V209H77ZM91 210V209H90ZM178 210V209H177ZM180 210V208H179ZM200 210V209H199ZM208 210V207H207ZM218 211V208L216 209ZM247 210V209H246ZM16 211H20L19 209ZM15 211V212H16ZM81 211V210H80ZM168 211V210H167ZM173 212V210H171ZM171 211H168L169 213H171ZM176 211V210H175ZM211 211V210H210ZM227 213H232V210L230 209H226L225 210ZM238 211V210H237ZM19 212V213H21ZM91 212V211H90ZM206 212V211H203ZM215 213V211H213ZM235 212V211H234ZM247 212V211H246ZM250 212V211H248ZM14 214V212H12ZM11 213V214H12ZM31 213V212H30ZM34 213V212H33ZM41 213V212H40ZM95 213V212H94ZM93 213V214H94ZM181 213V214H182ZM197 213V212H196ZM224 213V211H223ZM29 214V213H28ZM47 214V213H46ZM138 214V215H137ZM165 214V213H164ZM167 214V213H166ZM174 214V212H173ZM204 214V213H202ZM225 214V213H224ZM236 214V213H235ZM250 214V213H249ZM30 215V214H29ZM28 215V216H29ZM95 215V214H94ZM93 215V216H94ZM102 215V214H101ZM136 217V218H134ZM170 215V214H168ZM211 215V214H210ZM234 215V214H233ZM23 216V215H22ZM39 216V215H38ZM97 216V215H96ZM95 216V218H96ZM99 216V215H98ZM107 216V215H106ZM113 216V217H114ZM140 216V217H138ZM173 216V215H172ZM171 216V217H172ZM194 216V215H193ZM209 216V215H208ZM229 216V215H228ZM14 217V216H13ZM18 217V216H15ZM14 217V218H15ZM33 219L34 216H31ZM83 217V216H82ZM88 217V215H87ZM112 217V216H111ZM160 217V216H159ZM170 217V218H171ZM176 217V216H175ZM178 217V216H177ZM21 217H19L18 219H20ZM95 218L93 220H95ZM108 218V216H107ZM142 218V220H141ZM156 218V217H155ZM158 218V217H157ZM161 218V217H160ZM190 218V217H189ZM210 218V217H209ZM231 218V217H230ZM247 218V217H246ZM263 218V217H262ZM17 219V218H15ZM28 219V218H27ZM30 219V218H29ZM38 219V218H37ZM37 219L36 222H37ZM45 219V218H44ZM72 220V218H70ZM90 219V218H89ZM103 218H101L102 220ZM176 219V218H175ZM174 219V220H175ZM183 219V218H182ZM202 219V217H201ZM204 219V218H203ZM211 219V218H210ZM239 218H237L238 220ZM249 219V218H248ZM69 220V221H71ZM74 220V219H73ZM72 220V221H73ZM109 221V219H107ZM117 220V217H116ZM122 220V222L120 221ZM154 219H152L153 221ZM160 220V219H159ZM158 220V221H159ZM162 220V219H161ZM171 220V219H170ZM172 220V221H174ZM179 220V219H178ZM230 220V219H229ZM233 220V219H232ZM236 220V222H237ZM97 221V219H96ZM99 221V220H98ZM105 221V220H104ZM103 221V223H104ZM115 221V220H114ZM180 221V220H179ZM186 221V220H185ZM247 221V220H246ZM249 221V220H248ZM20 222V221H19ZM34 222V223H36ZM74 222V221H73ZM151 222V221H150ZM156 222V221H155ZM163 222V221H161ZM181 222V221H180ZM189 222V221H188ZM229 222V221H228ZM33 223V222H31ZM39 223V222H37ZM82 223V222H81ZM98 223V222H97ZM157 223V222H156ZM165 223V222H163ZM169 223V222H168ZM167 223V224H168ZM175 223V221H174ZM179 222H177L178 224ZM182 223V222H181ZM179 223L178 225L180 226ZM186 223V222H185ZM215 223V222H214ZM239 223V222H238ZM246 223V222H245ZM5 224V225H4ZM12 224V225H11ZM68 224V223H67ZM66 224V225H67ZM101 224V222H100ZM125 224V223H124ZM151 224V223H150ZM166 224V223H165ZM172 224V223H171ZM175 224V225H177ZM208 224V223H207ZM211 224V223H210ZM216 224V223H215ZM264 224V223H262ZM37 225V224H35ZM41 225V224H38ZM72 225V222H71ZM93 225V224H92ZM149 225V224H148ZM174 225V224H173ZM209 225V224H208ZM207 225V226H208ZM228 225V224H227ZM248 225V224H247ZM255 225V224H254ZM260 225V224H259ZM42 226V225H41ZM74 226V225H73ZM83 227V225H81ZM97 226V225H96ZM159 226V225H158ZM172 226V225H171ZM182 226V225H181ZM251 226V225H249ZM30 227V226H29ZM92 227V226H91ZM99 227V226H98ZM117 227V225H116ZM169 227V226H168ZM167 227V228H168ZM175 227V226H174ZM209 227V226H208ZM211 227V226H210ZM256 227V226H255ZM254 227V228H255ZM261 227V226H260ZM32 228V227H31ZM65 228V227H64ZM79 228V227H78ZM77 228V229H78ZM96 228V227H95ZM94 228V229H95ZM114 228V227H113ZM138 228L142 229L144 231H141L142 233L140 234L139 241H135V239H137L136 235L139 234L138 232ZM205 228V227H203ZM212 228V227H211ZM257 228V227H256ZM30 229V228H29ZM82 231V228H80ZM91 229V228H90ZM89 229V230H90ZM93 229V230H94ZM99 229V228H98ZM106 229V226H105ZM109 229V228H108ZM117 229V228H115ZM123 229V228H122ZM150 229V228H149ZM158 229V228H157ZM173 229V228H172ZM176 229V228H175ZM184 229V228H183ZM210 229V228H209ZM213 229V228H212ZM39 230V229H38ZM37 230V231H38ZM119 230V228H118ZM153 230V229H152ZM150 230V231H152ZM155 230V229H154ZM161 230V229H160ZM167 230V229H166ZM178 230V229H177ZM181 230V229H180ZM259 231V229H257ZM76 231V230H74ZM79 231V230H78ZM80 231V233H81ZM95 231V230H94ZM93 231V233H94ZM112 231V230H111ZM164 231V230H162ZM170 231V229H169ZM211 231V230H210ZM209 231V232H210ZM213 231V230H212ZM243 231V230H242ZM27 232V233H26ZM77 232V231H76ZM90 232V231H89ZM155 232V231H154ZM173 232V231H172ZM177 232V231H176ZM35 233V232H34ZM37 233V232H36ZM39 233V232H38ZM75 233V232H74ZM78 233V232H77ZM103 233V232H102ZM110 234L112 232H109ZM118 233V234H119ZM161 233H165V232H161ZM167 233V232H166ZM165 233V234H166ZM240 233V232H238ZM237 233V234H238ZM87 234V233H85ZM100 234V233H99ZM107 234V233H106ZM105 234V235H106ZM117 234V233H116ZM232 234L231 237L233 238V236L235 238L237 234H235L234 232L230 233ZM241 234V233H240ZM239 234V235H240ZM243 234V233H242ZM241 234V235H242ZM257 234V233H256ZM52 235V234H51ZM92 235V234H90ZM104 235V234H102ZM108 235V234H107ZM146 235V234H144ZM164 235V234H163ZM238 235V236H239ZM33 236V235H32ZM31 236V238H32ZM35 236V235H34ZM33 236V237H34ZM47 236V235H46ZM120 236V235H119ZM122 236V235H121ZM161 236V235H160ZM175 236V235H174ZM262 236V235H261ZM50 237V235H49ZM91 237V236H89ZM104 237V236H102ZM111 236H108V239ZM161 237H165L161 236ZM259 237V235H258ZM45 238V237H44ZM48 237H46L45 239H47ZM131 238V239H130ZM177 238V236H176ZM240 238V237H239ZM238 238V239H239ZM40 239V238H39ZM51 239V238H50ZM95 239L96 236H95ZM38 240V239H37ZM49 240V239H48ZM47 240V241H48ZM113 240V242H115L114 240H116V237H111L109 239V241ZM168 240V239H166ZM170 240V237H169ZM168 240V241H169ZM236 240V239H235ZM33 241V239H32ZM165 241V240H164ZM208 241V240H207ZM206 240L204 241L205 243L207 242ZM112 242V243H113ZM149 242V241H148ZM166 242V241H165ZM177 242V241H176ZM211 242V241H210ZM207 242V243H210ZM91 243V242H90ZM125 243V242H124ZM169 243V242H168ZM102 244V243H101ZM116 244V242L114 243ZM113 244V245H114ZM119 244V243H118ZM122 244V243H121ZM161 244V243H160ZM203 244V243H202ZM30 245V244H29ZM163 247L165 245H163V243L161 244ZM172 245V244H171ZM178 245V244H177ZM151 246V245H150ZM156 246V245H154ZM161 246V248H162ZM101 247V246H100ZM110 247V246H109ZM122 247V245H121ZM204 247V246H202ZM82 248V247H81ZM119 248V246H118ZM160 248V247H159ZM166 248V247H165ZM170 248V246H169ZM101 249V248H100ZM114 249V248H112ZM120 249V248H119ZM152 249V248H151ZM155 249V248H154ZM174 249V248H173ZM207 249V248H206ZM211 249V248H210ZM82 250V249H80ZM79 250V251H80ZM90 250V249H89ZM156 250V249H155ZM154 250V251H155ZM162 249H160L161 251ZM163 250H167L163 249ZM203 250V249H202ZM200 250V251H202ZM10 251V252H11ZM86 251V250H85ZM114 251V250H112ZM124 251V250H123ZM211 251V250H209ZM93 252V251H92ZM97 252V251H96ZM107 252V251H106ZM111 252V251H110ZM117 252V251H116ZM119 252V251H118ZM117 252V253H118ZM162 252V251H161ZM100 253V251H99ZM98 253V254H99ZM166 253V252H165ZM167 253L168 250H167ZM183 253V252H182ZM101 254V253H100ZM103 254V253H102ZM116 254V253H113ZM163 254V253H162ZM213 254V253H212ZM123 255V254H122ZM156 255V254H155ZM159 255V254H158ZM161 255V254H160ZM184 255V254H183ZM215 255V254H214ZM104 256V255H103ZM157 256V255H156ZM213 255L210 254V257L212 259V261H214V257H212ZM17 257V258H16ZM101 257V256H99ZM117 257V256H116ZM115 257V258H116ZM152 257V256H150ZM203 258H205V256L202 255ZM118 258V257H117ZM116 258V260H117ZM157 258V257H156ZM166 258V257H165ZM185 258V256H184ZM195 258H198L195 256ZM201 258V257H199ZM17 260V262H15V260ZM101 259V258H100ZM110 259V258H109ZM108 259V260H109ZM154 259V258H153ZM159 259V258H158ZM187 259H190L187 258ZM114 260V259H113ZM112 260V261H113ZM128 260V261H127ZM160 261H162L161 259H159ZM157 260V261H159ZM105 261V260H104ZM118 261V260H117ZM151 261H154L151 259ZM156 261V262H157ZM103 262V261H100ZM107 262V261H106ZM119 262V261H118ZM124 262V260H123ZM189 262V261H188ZM264 262V260H263ZM105 263V262H103ZM154 263V262H153ZM27 264V262H26ZM102 264V263H101ZM106 264V263H105ZM109 264V263H108ZM113 264V263H112ZM114 264H116L114 262ZM119 264V263H118ZM121 264V263H120ZM191 264V263H190Z\"/></svg>",
  "mask_w": 264,
  "mask_h": 264
},
{
  "label": "rangeland",
  "instance_id": "rangeland-1",
  "mask_svg": "<svg viewBox=\"0 0 264 264\" xmlns=\"http://www.w3.org/2000/svg\"><path fill=\"white\" fill-rule=\"evenodd\" d=\"M5 1H7V0H0V4H2V6L0 5V7L1 8H3V6L5 5ZM3 2V3H2ZM0 8V13H2L3 12V9H1ZM240 19V18H239ZM250 21H248V22H244L243 24V26H238V27H232V30H230V31H227V30H224V29H222V26H221V22H216V23H218L217 25L218 26H216L215 25V30H210L209 32H207V31H202L201 30V28H199L197 25H195L194 23V25H192L191 27H189V31H191V30H193L192 28L193 27H196V29L194 30V31H192V32H195L196 33V35H193L192 37L191 36H189V38H186V39H182L181 41H180V43H181V50L183 51V53L186 55H184L185 56V59L184 60H187V61H192V63L193 62H197L200 66H199V69H198V71H197V73H198V75L200 76L199 77V79L198 78H195L192 82H194V84L195 85H197V83H198V86L202 89V88H204V89H206V90H204V91H207V89H209V85L207 84V83H209L208 82V80L206 81H204V79H206V75H204V76H202L201 75V73L202 74H204L205 73V71L207 72V70H205L206 68H207V63L209 64L211 61L212 62H214V61H216L217 60V63H213V66H215V65H217V64H219V65H221V64H224V65H226L227 67H231V68H236V66H238V67H240V65H237V64H240L239 62L241 61V60H243V59H247L248 61H252V59L254 58V56H251L252 54H251V51L250 50H246V48H248L247 46H248V44H247V42H250V40H253V38L254 39H262V38H264V37H261V35L260 34H262V28H263V26H261L262 25V20L260 21V17H258V15L256 14V16H254V17H250V18H248ZM252 19H254V21L252 20ZM258 21H257V20ZM256 20V21H255ZM243 21V20H242ZM253 22H254V24H253ZM33 23V22H32ZM261 23V24H260ZM249 24H251L250 26H249ZM255 24H256V26H255ZM233 25V24H232ZM254 25V26H253ZM251 26H253V27H251ZM258 26V27H257ZM9 26L8 25H4V28H6V29H3V31H1L0 32V34L2 35V37H1V35H0V40H1V38L3 39V40H1L0 41V52H1V54H0V75H1V80H0V88H1V86H2V88L0 89V185H1V183H2V185L0 186V192L1 193H3L4 191L5 192H10V193H12L14 190L15 191H17V192H14L15 194L16 193H21V195H20V197H23V194L25 193V194H27V198H26V195L23 197L24 198V200H23V198H20V199H18L19 197H18V194H12V202H13V200H15L14 201V203H17L18 204V206L19 207H12V208H10V211H9V217H11L12 216V219L11 218H9V220H10V222L12 221V223H13V221L14 220H16L14 223H22L21 222V219L22 218H24V214H22V212H21V209H20V207H22V206H25L26 208H27V218H24V220L25 221H27V224L28 225H26V231L27 230H30L28 233H27V235L29 234V235H35L34 237L32 236V238H31V236H28V238L30 237V239L31 240H28L29 241V243L27 244V248H28V250H29V254H28V256H27V259H26V262H27V264H114V262L116 263V264H124L125 263V257H124V254H126L127 253V251H125L126 249H124V246L123 245H125V244H127L126 242V240H128V238L126 239V238H124L123 237V234H120L119 232H120V230L121 231H123L124 230V228H127L128 227V223L127 222H122V220H120L122 223L120 224V222H119V217L118 216H114V215H111V214H107V213H103V212H99V211H97V210H95L96 209V207H95V205H94V202L93 201H91L92 200V198L91 197H89L88 195H86V193H93V190H89V189H87V188H83V181H81L82 180V178H83V173L85 174V171L84 170H87V169H89L88 168V165L86 164L85 165V163H87L86 162V160L85 159H82L81 158V154H78V153H80L79 152V149L80 150H82L84 147H83V142H81L82 143V145H81V143H80V148L77 146V143L78 142H80V141H77V143H75V142H72V141H69L68 140V136H62V140H63V143H62V145H59V143H58V145H57V143L55 142V138L54 137H49L50 139H47V141H46V138H48V136H49V133L50 132H53L52 130H48V128H46L45 130V132L43 133V137L44 138H42V140H44L45 142H44V144H46V145H42V140H37L36 139V132H34V131H32V130H35V131H37V124L39 123V126H41L42 127V121H41V117H40V112H41V110L42 109H44V107L47 109L48 107H50V106H52L53 104H50L51 103V101H52V103L53 102H55L56 103V101L58 100V95H57V93H55L53 90H52V92L50 93V92H48L49 91V89L51 88V86L50 87H48L49 85H48V83L50 84V79L48 78V79H45V78H47L49 75L46 73V72H42L43 74H44V76H43V74L42 73H40L39 74V77H41V79L38 77H35L34 75L32 76V78H31V76H29L28 75V73H30L32 70H36L37 68V71L38 70H43L44 71V69L43 68H46V67H48L49 66V68H52V70L50 71L51 73H53V74H60V73H57V71L60 69V68H62V69H64V68H67V69H69V68H71V69H75V68H77V69H75V70H73L72 72L74 73V72H77V73H79L80 72V74H82V76L84 75V76H86L85 74V71L83 70V68H80V67H78V66H80V64L79 63H77L75 60L76 59H74V57L75 56H72V58H69V59H71V61L72 62H76V63H74V64H76V65H74L71 61H69V62H71V64H73V66L71 65H69L68 64V59H67V64L66 63H63L62 61L64 60V53H63V48L64 47H66V46H68V47H70V48H68L69 49V51H72L71 49L73 48L72 47V45L70 46V44H69V42H66V40H63L62 38H60V37H62V35L61 34H58V32L56 31V30H53V28H52V30H51V27H49V29H50V31L49 30H47V29H45L46 30V32L45 33H43L42 34V36L43 35H45V34H48V37L49 38H47L46 40H44V38H42L41 37V35H39L38 36V41L40 40V41H42L43 42V40H44V43H42V45L43 46H45V47H43L40 51L38 50H33V51H31V52H33V53H30V51H29V53H28V46H25V47H23L22 46V43H23V41L21 40V38H19V37H17V36H14V38H12L13 36L12 35H14V34H12V29H11V27L10 28H8ZM34 28H36V27H34ZM250 28H252V29H250ZM255 29V30H254ZM5 30V31H4ZM14 30V29H13ZM36 30V29H35ZM233 30H236V32H234ZM242 32H241V31ZM251 32H250V31ZM261 30V31H260ZM52 31H54V33L52 32ZM226 31V32H225ZM240 31V32H239ZM7 32H8V34H7ZM258 32V33H257ZM261 32V33H260ZM54 35H53V34ZM225 33V34H224ZM237 33V37H235V35H232V34H236ZM49 34H51L52 36H50ZM242 34V35H241ZM5 35H6V38H4L5 37ZM201 35V36H200ZM217 35V36H216ZM245 35V36H244ZM249 35L251 36V38H248L249 37ZM258 35L260 36V37H258ZM213 36V37H212ZM229 36H231V40L228 38ZM241 37V39H240V37ZM201 37V38H200ZM203 37V38H202ZM9 38H10V40H9ZM234 38V39H233ZM237 38V39H236ZM190 41H189V40ZM218 41H217V40ZM222 39H224V40H222ZM239 39H240V41H239ZM245 39H246V41H245ZM14 40V41H13ZM16 40V41H15ZM21 40V41H20ZM36 40V41H37ZM58 40H63V42H64V46H62V47H58L60 50H58V48H57V41ZM214 40H215V42H214ZM221 40V41H220ZM227 40V41H226ZM234 40V41H233ZM243 40V41H242ZM4 41V42H3ZM8 41V42H7ZM19 41V42H18ZM35 41V42H36ZM45 41H46V43H45ZM52 41V42H51ZM54 41H55V43H54ZM201 41V42H200ZM233 41V42H232ZM3 42V43H2ZM190 42L192 43V44H190ZM200 42V43H199ZM210 42V43H209ZM239 42V43H238ZM240 42H245L247 45L245 46L243 43H240ZM251 42H253V41H251ZM11 43H12V45H11ZM15 43V44H14ZM18 43V44H17ZM20 43V44H19ZM51 43V44H50ZM185 43V44H184ZM199 43V44H198ZM218 43V44H217ZM236 43V44H235ZM46 44V45H45ZM49 44V45H48ZM56 45V47L54 48V49H52L53 48V45ZM207 44V45H206ZM209 44V45H208ZM212 44V45H211ZM216 44V45H215ZM227 44V45H226ZM10 45V46H9ZM16 45H17V47H16ZM185 45V46H184ZM194 45V46H193ZM218 45V46H217ZM237 45V46H236ZM239 45V46H238ZM2 46H3V48H2ZM14 46H15V48H19V49H15L14 48ZM46 46H47V48H46ZM198 46V47H197ZM222 46V47H221ZM224 46V47H223ZM242 46V47H241ZM243 46H245V47H243ZM6 47V48H5ZM72 47V48H71ZM187 49H186V48ZM200 47V48H199ZM204 47H206L205 49H204ZM215 47V48H214ZM218 47V48H217ZM221 47V48H220ZM10 48V49H9ZM12 48H13V50H12ZM22 48V49H21ZM48 48H51V49H49L48 50ZM220 48V49H219ZM240 48H241V50H240ZM245 48V49H244ZM7 49V50H6ZM9 49V50H8ZM25 49V50H24ZM35 49H37V48H35ZM65 49V48H64ZM200 49V50H199ZM201 49H203L202 51H201ZM213 49V50H212ZM219 49V50H218ZM223 51H222V50ZM6 50V51H5ZM13 51V53H14V56L15 55H17V56H15V57H12L13 56V53H12V51ZM18 50V51H17ZM57 50H58V52H57ZM207 50V51H206ZM216 50V51H215ZM232 50H234V51H232ZM6 53H5V52ZM17 51V52H16ZM21 51V52H20ZM49 51V52H48ZM52 51V52H51ZM62 51V52H61ZM192 51V52H191ZM241 51V52H240ZM247 51V52H246ZM250 51V52H249ZM8 52V53H7ZM21 54H20V53ZM35 52V53H34ZM40 52V53H39ZM53 52H54V54H53ZM190 52V53H189ZM196 52V53H195ZM214 52V53H213ZM217 54H216V53ZM237 52V53H236ZM239 52V53H238ZM4 53V54H3ZM10 53V54H9ZM28 53V54H27ZM51 55H50V54ZM58 53V54H57ZM61 53H62V55H61ZM194 53H195V55H194ZM200 53V54H199ZM231 53V54H230ZM249 53V54H248ZM6 54V55H5ZM19 54H20V56H19ZM41 54V55H40ZM192 54V55H191ZM203 54V55H202ZM1 55H4V56H1ZM9 57H8V56ZM30 55H32V56H30ZM35 55V56H34ZM37 55H40V56H37ZM46 55V56H45ZM55 55H58V57L59 56H61L60 58H57V56H55ZM181 55V54H180ZM229 55V56H228ZM238 55V56H237ZM249 55V56H248ZM22 56H23V58H22ZM25 56L27 57V58H25ZM53 56H54V58H53ZM203 56V57H202ZM220 56H224L223 58H221V60H219L218 59V57H220ZM3 57V58H2ZM5 57H8L7 58V60L5 61ZM45 57V58H44ZM54 59H52V58ZM193 57H195V58H197V59H195V58H193ZM208 57V58H207ZM227 57V58H226ZM9 58H11V59H9ZM31 58V59H30ZM35 58H36V60H35ZM38 58H40V59H38ZM51 58V59H50ZM16 59V60H15ZM19 59V60H18ZM28 59H30V60H28ZM38 59V60H37ZM42 59V60H41ZM45 59L49 62H47V61H45ZM49 59V60H48ZM189 59V60H188ZM231 59V60H230ZM15 60V61H14ZM27 60V61H26ZM41 60V61H40ZM59 60H60V64H59ZM62 60V61H61ZM206 60V61H205ZM246 60V61H247ZM254 60V59H253ZM4 61V62H3ZM9 61V62H8ZM12 61H13V64L15 65V69H14V65L13 64H11L12 63ZM31 61V62H30ZM58 61V62H57ZM19 64H18V63ZM21 62H23V64L21 63ZM29 63V68L28 67H26L25 65L27 64V63ZM34 62V63H33ZM36 62V63H35ZM38 62V63H37ZM40 62V63H39ZM52 64H51V63ZM62 62V63H61ZM204 62H207L206 64L204 63ZM222 62V63H221ZM229 62V63H228ZM231 62V63H230ZM3 63V64H2ZM9 63V64H8ZM42 63V64H41ZM10 64H11V67H10ZM35 64V65H34ZM49 64V65H48ZM56 66L55 68H54V65ZM57 64H58V66L59 65H61L60 66V68H57ZM66 66H65V65ZM148 64L149 63H147L146 65H145V67H148ZM230 64V65H229ZM9 66V68H8V66ZM22 65V66H21ZM28 65V64H27ZM38 65V66H37ZM46 65H48V66H46ZM51 65V66H50ZM52 65H53V67H52ZM67 65H69L68 67H67ZM192 64H190V66H191ZM23 66H24V69H23ZM34 66V67H33ZM180 66H181V68L184 66V64L183 63H180ZM190 66L189 67H184V69H187L186 71H184L183 73H182V75H181V77L183 76V77H186V76H192V73H193V69L191 68V69H188V68H190ZM211 66V65H210ZM218 66V65H217ZM234 66V67H233ZM2 67H3V69H2ZM5 67H7V68H5ZM18 67V68H17ZM33 67V68H32ZM36 67V68H35ZM41 69H40V68ZM11 68V69H10ZM23 70H22V69ZM13 69V70H12ZM29 69V70H28ZM55 69H56V71H55ZM81 69V70H80ZM3 70V71H2ZM9 70V71H8ZM10 70H12L13 71V74H12V71H10ZM15 70V71H14ZM70 70V69H69ZM82 71V72H81ZM18 72V73H17ZM23 72H25V74L23 73ZM27 72V73H26ZM189 72V73H188ZM190 72H192V73H190ZM15 73V74H14ZM50 73V74H51ZM9 74V75H8ZM10 74H12V75H10ZM190 74V75H189ZM19 75V76H18ZM42 75V76H41ZM248 75L251 77V78H255V76L254 75H250L249 73H248ZM4 76V77H3ZM8 77V78H6V77ZM11 76V77H10ZM14 76V77H13ZM23 76H25V77H23ZM26 76H28V77H26ZM194 76H196V73H195V75ZM13 77V78H12ZM17 77V78H16ZM18 77H19V79H18ZM23 77V78H22ZM182 77V78H183ZM9 78H11L10 80H9ZM22 80H21V79ZM35 78V79H34ZM180 78V77H179ZM201 78V79H200ZM6 79V80H5ZM14 79V80H13ZM18 79V80H17ZM30 79H32V81L31 82H29L30 81ZM181 79V78H180ZM207 79H209L208 77H207ZM28 80V82H26ZM34 80H38V81H35L34 82ZM47 80V81H46ZM49 80V81H48ZM199 82H198V81ZM202 82H201V81ZM3 83H2V82ZM7 81H9V82H7ZM19 83H18V82ZM22 81V82H21ZM38 82V84H35V83H37ZM18 83V84H17ZM22 83V85H19V84H21ZM28 83V84H27ZM30 83H32V84H30ZM40 83H41V85H40ZM47 83V84H46ZM142 84L141 85H146L145 84V82H141ZM178 83H180L179 85H178ZM178 83H172V85L170 86V87H172L173 89H176L175 91L174 90H172V91H170V95L172 94V95H174L173 97L172 96H170V95H164V96H162V97H167L166 99L168 100H166L167 102H165V109H166V111H167V114L168 115H165L164 116V118H170L171 119V121L170 122H172V121H176L177 119V123L175 122V123H173V127H174V125H175V127H174V129H172L171 131H170V129H171V127H168V125L166 126L167 128H165V129H163V130H157V129H150L151 131H146L145 132V134H144V136H146L145 138H143V139H141V140H139L138 142L137 141H134V140H132V141H128V145L129 144H131L132 142L134 143H137V147H142V148H144L143 149V151L141 152L138 148L136 149L135 148V151H138V153L140 152V154H149V155H151V156H149L150 157V164L148 165L149 166V169H151V168H153L154 167V169L156 168V170H158V169H165L163 166H161L160 167V162L161 161H163L164 159H163V157L162 156H164L165 155V153H166V150H167V148H169L170 146L169 145H171L168 141H172V143H173V141L175 142V145H174V147H175V151H176V156H177V158H179V157H184L185 156V158H183V160H185L186 159V161H184L185 163H187V165L184 163V165L186 166V168L187 169H190V170H192V169H194L193 171H192V174L194 173V175L195 176H201L200 178L198 177H196V182H195V179L194 180H192V182L193 183H191V184H187V185H184L183 186V183L181 182L182 180H180L179 181V179L178 178H175L174 176H172V177H174V178H172L171 177V180H172V183L170 182L171 180L170 179H168V181H165V180H167V178L165 179V180H163L161 177H157V180H156V182H154V183H150L151 184V186H149L150 184H148L147 186L145 185V186H143L142 187V191L143 190H146V191H141V193H155L156 191V193H172V194H170V198L172 197V199H173V201H172V199H171V202H172V204H174V206L172 205V208H168V209H166L165 211L166 212H162V216H161V212H159V213H157V215H155V216H152V218H147L146 220H142V218H141V220H142V223H143V221L145 222V224H146V227L148 228L147 230L148 231H144L143 230V228L142 229H140V228H138L137 230H138V232H139V234L138 235H136V237H137V239H135V241H139V238L138 237H140V234L142 233L141 231H144V233H142L141 235H143V236H145L146 238H149V236L147 235V233L146 232H148V234H149V232H150V234H152V236L148 239V241H146V244L147 245H149V247L148 248H150V250H144V252L141 254V255H138V257L139 258H151L152 260H154V261H151V259L150 260H147V262L148 263H143V264H264V262H263V260H264V224H262V223H264V199L263 198H261L260 199V197H253V195H256V193L258 194V193H261V194H263L264 193V150H262L263 149V147H264V127L262 128V126L260 127V126H258L259 124L260 125H264V114H262V113H264V112H262V113H260V116H259V114H252L253 116H251L249 113H250V110H246V109H243V111H242V114H241V111H238V114H235V113H237V112H229L228 111V109L227 108H224V107H226L225 106V100L224 99H222V98H220V96H217L216 97V99L217 100H221V105H220V101H217V102H215V104H214V101H216V100H213V103H212V101H211V103H212V105L211 104H209V101H206V100H204V101H202V102H200V100H198V98H197V96H196V94H195V91H192L191 89H190V87H184L183 86V83H182V81H180L179 80V82ZM17 84V85H16ZM174 84H175V87H174ZM13 85H14V88H13ZM24 85V86H23ZM27 87H26V86ZM43 85V86H42ZM177 85V86H176ZM205 85V86H204ZM12 86V87H11ZM34 86H37V87H34ZM208 86V87H207ZM16 87H17V89H16ZM18 87H21V88H18ZM26 87V88H25ZM39 87V88H38ZM44 87V88H43ZM46 87V88H45ZM23 88V89H22ZM24 88H25V90H24ZM179 88H180V90H179ZM10 89V90H9ZM27 89V90H26ZM47 91H46V90ZM163 89V88H162ZM161 88H160V90L159 89H157L158 90V92L159 93H156L157 92V90H153L152 92H155V94H152V97L151 98H153V99H157L158 98V100H156L157 102H155V106H156V104L158 105L160 102H161V100H164L165 98H161V90H162ZM178 89V90H177ZM32 90V91H31ZM39 92H38V91ZM182 90H186V91H191V93L190 92H188V94H187V92H186V94L184 93V91H182ZM203 90V89H202ZM10 91H12V92H10ZM15 91V92H14ZM21 91V92H20ZM24 91H26V92H24ZM42 91V92H41ZM51 91V90H50ZM180 91V92H179ZM17 92H19V93H17ZM29 92H31V94L29 93ZM46 92V93H45ZM54 92V93H53ZM176 92H178V93H175ZM13 93V94H12ZM15 93V94H14ZM20 93H22V95L20 94ZM29 93V94H28ZM35 93V94H34ZM36 93H39L38 95H36ZM42 93H44L46 96H48V97H46V96H44V94H42ZM48 93V94H47ZM208 93H209V90H208ZM19 95V97H20V99L18 98L17 99V97H18V95ZM50 94H51V96H50ZM179 94V95H178ZM209 94H212L211 93V91H210V93ZM7 95V96H6ZM10 95H12L11 97H10ZM14 95V96H13ZM27 95V96H26ZM29 95V96H28ZM40 95V96H39ZM42 95V96H41ZM52 95H54V97L52 96ZM55 95H56V98H55ZM155 95H157V97L155 96ZM159 95V96H158ZM186 95V96H185ZM15 96H16V98H15ZM155 96V97H154ZM169 96V97H168ZM195 96V97H194ZM211 95H209V97H210ZM23 97H25V98H23ZM27 97H29V101H28V99H27ZM174 97H176V99L174 98ZM191 97H192V99H191ZM208 97V98H209ZM219 97V98H218ZM14 98V99H13ZM42 98H44V99H42ZM46 98H47V100H46ZM51 98V99H50ZM55 99V101H53L54 99ZM171 98V99H170ZM183 98V99H182ZM196 98V100L194 101V99ZM23 99H24V102H23ZM53 99V100H52ZM159 99H161V100H159ZM173 99V100H172ZM211 98H209V100H210ZM19 100H21V101H18ZM26 100V101H25ZM34 100H35V102H34ZM143 100V99H142ZM172 100V101H171ZM177 100H179V102L177 101ZM30 101H32V102H30ZM38 101L40 102L41 101V103L40 104H38ZM48 101H50L49 103H47L46 104V102H48ZM145 101H146V99H145ZM224 101V102H223ZM21 102V103H20ZM28 104H27V103ZM208 102V103H207ZM11 103V104H10ZM18 104V105H15V104ZM33 103H35V104H33ZM43 103V104H42ZM54 103V104H55ZM174 103H176V104H174ZM207 103V104H206ZM217 103H218V105H217ZM223 103V104H222ZM12 104H13V108H15V110H13L12 111ZM24 104V105H23ZM26 104V105H25ZM172 104V105H171ZM193 104L196 106H194V107H192L193 106ZM197 104H199L200 105V107L199 106H197ZM209 104V105H208ZM22 105V106H21ZM31 105H32V107L34 108V109H32L31 108ZM38 105V106H37ZM223 105V106H222ZM18 106V108H16ZM41 106V107H40ZM71 106V105H70ZM205 106V107H204ZM211 106V107H210ZM214 108H213V107ZM216 106H219V107H216ZM222 106V107H221ZM19 107H20V109H19ZM82 107H84V106H82ZM81 107V110H80V112L82 113H84V115L86 114V116H87V118H90V119H92V125L94 124L93 123V118H95V114L93 113V111H91V110H89V108H82ZM200 109L201 107V109L199 110L198 108ZM204 107V108H203ZM210 107V108H209ZM27 108V109H26ZM36 108L38 109V110H36ZM41 108V109H40ZM74 108H75V106H74ZM181 108H183V109H181ZM217 108V109H216ZM222 109V110H220V109ZM33 111H32V110ZM185 109V110H184ZM189 109H190V111H189ZM196 109V110H195ZM203 109V110H202ZM205 109H207L206 111H205ZM211 109H212V111H211ZM225 109V110H224ZM21 110H23L24 111V113H22L23 111H21ZM31 111V113H30V111ZM162 111L160 108L158 109V111ZM198 110H199V112H200V114H199V112H198ZM219 110V111H218ZM227 110V111H226ZM28 111H29V114L26 116V114L28 113ZM187 111H189V112H187ZM196 111V112H195ZM202 111H204V113L205 114H203V112ZM211 111V112H210ZM223 111V112H222ZM225 111V112H224ZM15 112H17L16 114H14ZM35 112V113H34ZM38 112V113H37ZM68 112H69V110H68ZM187 112V113H186ZM192 112H194V113H192ZM89 113V114H88ZM189 113V114H188ZM213 113V114H212ZM216 113H218V114H216ZM234 113V114H233ZM244 113H245V115H244ZM20 114H21V116H20ZM22 114L24 115V118H25V120H24V118H23V116H22ZM36 114H37V119H35L34 118V116L36 117ZM190 115V116H188V115ZM192 114V115H191ZM212 114V115H211ZM224 114V116H222ZM249 114V115H248ZM12 115V116H11ZM19 115V116H18ZM197 115V117H195ZM203 115V116H202ZM204 115H206V116H204ZM222 116V117H219V116ZM228 115V116H227ZM235 115H238V119L237 118H235L236 116ZM248 115V116H247ZM15 116V117H14ZM92 116V117H91ZM200 116H201V118H200ZM207 116H208V118H207ZM215 117V118H213V117ZM235 116V117H234ZM263 116V117H262ZM10 117H12V118H10ZM18 117V118H17ZM20 117V118H19ZM26 117H27V119H26ZM30 117V118H29ZM192 117V118H191ZM211 117V118H210ZM230 119H229V118ZM233 117V118H232ZM254 117V118H253ZM256 117H259V118H262L261 120L259 119V118H256ZM31 118H34V119H31ZM40 118V119H39ZM205 118V119H204ZM219 118V119H218ZM220 118H221V121H220ZM225 118V119H224ZM227 118V119H226ZM252 118V119H251ZM14 119H16V120H14ZM169 119V120H170ZM179 119H182V120H179ZM207 119H209V120H207ZM215 119H216V122L218 123V126H219V124H220V126H219V128L217 129V130H215V131H213L211 128L209 129V127H205L206 125L205 124H207L206 122H204V121H209V123H210V125H212L211 124V122L210 121H212V120H214L215 121ZM224 119V120H223ZM231 119H233V120H231ZM235 119H237V121H235ZM241 119V120H240ZM12 120H14V121H12ZM25 122H23V121ZM30 121V123H31V125H30V123H26V122H29ZM39 121V122H37V121ZM189 120V121H188ZM193 122H192V121ZM197 120H200L199 122H200V124H199V122L197 121ZM202 120H204V121H202ZM223 120V121H222ZM248 122H247V121ZM251 120V121H250ZM252 120H254V121H252ZM18 121H20L21 122V124H20V122H18ZM32 121V122H31ZM34 121H36V122H34ZM41 121V122H40ZM91 121V120H90ZM178 121H180L181 123H182V125L178 122ZM187 123V125H186V123ZM196 121V122H195ZM232 121H234V123L232 122ZM257 121H258V123H257ZM12 122H14V123H12ZM33 122L34 123H37V124H34L33 125ZM202 122L204 123V124H202ZM232 122V124L230 125V123ZM236 122H237V124H236ZM250 122V123H249ZM256 122V123H255ZM18 125H17V124ZM23 123V124H22ZM227 123V124H226ZM262 123V124H261ZM4 124H6L5 126H3ZM16 125V126H13V125ZM24 124H26V126L24 127ZM41 124V125H40ZM102 124L103 123H101L99 126H102ZM114 125H113V127H109V126H105V127H107V128H105V127H101V128H99V126L97 127V126H93V128H92V125H90L89 126V131H90V133L92 132L93 134H91V136H93V138L95 139L96 138V141L97 142H94L96 145H94L95 146V148H94V146H91V147H88V149L89 150H87L86 152H88V153H91V151H92V155H94V154H96V156H98L99 157V155H98V153H100V155H102V156H100V158H99V161H101L102 163H100V164H92L93 166H91L92 167V173L93 174H95V172L97 171V169L98 170H102V168L104 167L103 165H104V160H106V161H109L110 163H112L113 164V162L115 163V162H118L119 160H118V158L120 159L122 156H123V154H121L120 156H119V154H118V156H117V154L116 155H114V152H116V150L119 148V144H120V142H122L123 140H121L120 139V136L118 137V134H117V132L116 131H113V130H111V129H113V128H115L116 127V123H113ZM189 124V125H188ZM191 124V125H190ZM204 126H202V125ZM224 124V125H223ZM226 124V125H225ZM244 124V125H243ZM257 124V125H256ZM12 125V126H11ZM20 125V126H19ZM27 125H29V126H31V128L29 127V126H27ZM36 125V126H35ZM105 125V124H104ZM117 125H119V124H117ZM121 125V124H120ZM198 125V126H197ZM200 125V126H199ZM222 125V126H221ZM229 125V126H228ZM233 125V126H232ZM240 125H241V129H240ZM243 125V126H242ZM248 125V126H247ZM253 125H256V126H253ZM1 126H3V127H1ZM10 126V127H9ZM38 126V127H39ZM225 126V127H224ZM226 126H228V127H226ZM232 128H231V127ZM234 126H236V127H234ZM249 126H251V127H249ZM6 127V128H5ZM12 127V128H11ZM14 127V128H13ZM16 127V128H15ZM20 127V129H17V128H19ZM44 127V126H43ZM96 127V128H95ZM211 127V126H210ZM213 127V126H212ZM231 129H230V128ZM248 127V128H247ZM1 128H3V129H1ZM9 128H10V131H9ZM110 128V129H109ZM169 128V129H168ZM187 128V129H186ZM220 128H221V130H220ZM222 128H225V130L224 131H222ZM227 128H229L230 129V131H229V129H227ZM245 128V130H243ZM246 128H247V130H246ZM258 128V129H257ZM4 129H7V130H4ZM11 129H14V130H11ZM24 131V134H23V131ZM29 129V130H28ZM51 129V128H50ZM95 129H96V131H95ZM97 129H99L98 131L99 132H97ZM178 129V130H177ZM181 129H184L185 131H184V133H180L179 132V130H181ZM209 129V130H208ZM228 131H227V130ZM238 129V130H237ZM249 129H251V130H249ZM2 130H3V132H2ZM27 130L29 131L27 134H25V131L27 132ZM31 130V131H30ZM104 130V132L106 131V133H104V134H102L103 131ZM108 130H109V132H108ZM166 130H167V132H166ZM173 130H175L174 132H173ZM206 130H207V132H206ZM235 130V131H234ZM248 130H249V132H248ZM257 130V131H256ZM6 131V132H5ZM15 131H18V133L17 132H15ZM21 131H22V133H21ZM65 131H67V130H64V132ZM94 131V132H93ZM100 131H101V133H100ZM156 131L157 132H159V133H156ZM212 131V132H211ZM217 131V132H216ZM220 133H219V132ZM235 133H233V132ZM238 131V132H237ZM254 131V132H253ZM6 134H5V133ZM14 132V133H13ZM21 134H20V133ZM68 132V131H67ZM96 132V133H95ZM148 132V133H147ZM150 132H151V134L152 135H150ZM163 132V133H162ZM226 132H228V133H226ZM241 132V133H240ZM251 132V133H250ZM253 132V133H252ZM260 132V133H259ZM261 132H262V134H261ZM11 133V134H10ZM15 133H17V138H16V136H15V139H14V135H15ZM35 133V134H34ZM48 133V134H47ZM100 133V134H99ZM111 133L114 135L113 137L111 136ZM160 133H161V135H160ZM173 133V134H172ZM212 135L213 133V135L211 136L210 134ZM216 133H217V135H216ZM219 133V134H218ZM222 133V134H221ZM231 133H233V134H231ZM239 133V134H238ZM248 133V134H247ZM258 133H259V135H258ZM21 136H23V137H21ZM31 134H32V136H31ZM47 134V135H46ZM96 134V135H95ZM99 134V135H98ZM101 134H102V136H101ZM149 134V135H148ZM158 134H159V136H158ZM237 134V135H236ZM252 134V135H251ZM255 134V135H254ZM257 134V135H256ZM7 135V136H6ZM8 135H10V137L8 136ZM34 135V136H33ZM95 135V136H94ZM215 135V136H214ZM218 135H219V137H218ZM225 136V138H224V136ZM247 135H249V136H247ZM251 135V136H250ZM19 136V137H18ZM31 136V138H29ZM143 136V137H144ZM148 136V137H147ZM151 136V137H150ZM154 137V139H152L153 137ZM163 136V137H162ZM215 138H214V137ZM231 136V137H230ZM237 138L238 137V140L236 139L235 140V138ZM242 136V137H241ZM258 136V137H257ZM24 137H26V138H24ZM108 137V139H105V138H107ZM162 137V138H161ZM166 137H167V139H166ZM212 137V138H211ZM228 137V138H227ZM245 137V138H244ZM255 137H256V139H255ZM19 138V139H18ZM29 138V139H28ZM52 138H54V139H52ZM98 138H100V140H98ZM113 138H115V140L117 139L118 141H116L117 142V144L116 145H113L112 143H111V140L113 139ZM152 139V141H150L151 139ZM214 138V139H213ZM220 138H221V140H220ZM223 138H224V140H223ZM230 138V139H229ZM233 138V139H232ZM242 138H244L243 140H242ZM250 138H251V141H250ZM252 138H254V139H252ZM9 141H8V140ZM23 139V140H22ZM28 139V140H27ZM31 139V140H30ZM32 139H33V141H35V142H33L32 141ZM111 139V140H110ZM125 139V138H124ZM145 139V140H144ZM159 139V140H158ZM212 140V142H211V140ZM218 139V140H217ZM232 139V140H231ZM15 140V141H14ZM16 140L18 141V143L16 142ZM26 140H27V142H26ZM51 140V141H50ZM52 140H54V141H52ZM121 140V141H120ZM145 141L144 143H142L143 141ZM146 140H148V141H146ZM155 140H158V141H155ZM163 140V141H162ZM210 140V141H209ZM228 140H230V141H228ZM237 141V144H236V142H232V141ZM263 140V141H262ZM7 141V142H6ZM29 141H31V142H33V143H31V142H29ZM39 141V142H38ZM99 141V142H98ZM153 141H154V143H153ZM217 141V142H216ZM222 141V142H221ZM245 141L247 142L246 144H245ZM249 141V142H248ZM255 141V142H254ZM262 141V142H261ZM5 142V143H4ZM15 142V144H13V143ZM22 142V143H21ZM24 142V143H23ZM51 142V143H50ZM69 142V143H68ZM106 142V143H105ZM115 142V143H116ZM141 142V143H140ZM166 142H168V143H166ZM186 142V143H185ZM206 142V143H205ZM222 144H221V143ZM226 143V145L224 144V143ZM260 142V143H259ZM12 144L11 145V147L12 148H10V149H14L15 150V156H14V158L17 160H15L14 158H11L10 160L9 159H7L6 157H1V156H3V154H5L6 152H8V148L6 147V145L8 146V144ZM48 143V144H47ZM54 145H53V144ZM55 143H56V145H55ZM71 143V144H70ZM75 143V144H74ZM98 143V144H97ZM111 143V144H110ZM123 143H125V142H122L121 144H123ZM132 143V144H133ZM141 145H140V144ZM159 143V144H158ZM160 143H162L163 145H161ZM178 143V144H177ZM204 143V144H203ZM209 144V146H208V144ZM211 143V144H210ZM216 143H218L217 145H216ZM239 143H241V144H239ZM245 145H244V144ZM250 143V144H249ZM252 143V144H251ZM259 143V144H258ZM23 144V145H22ZM25 144V145H24ZM30 144H33V145H30ZM38 144V145H37ZM107 144V145H106ZM156 144H158V145H161V148H160V146H158V145H156ZM190 144V145H189ZM221 144V145H220ZM256 145V147H255V145ZM261 144V145H260ZM5 145V146H4ZM28 145V146H27ZM35 145V146H34ZM49 145V146H48ZM124 145V144H123ZM127 145V146H128ZM145 145H147V147L145 146ZM165 145L167 146L166 148H165ZM180 145V146H179ZM207 145V146H206ZM218 145H220V146H218ZM232 145V146H231ZM235 145V146H234ZM237 145V146H236ZM248 145V146H247ZM251 145H254V146H252V148L250 147ZM260 145V146H259ZM263 145V146H262ZM2 146H4V148L2 147ZM30 146V147H29ZM47 146V147H46ZM59 148H61V149H59ZM152 146V147H151ZM154 146V147H153ZM189 146H190V148H189ZM214 146V147H213ZM224 146H227V148L226 147H224ZM38 147V148H37ZM39 147H41V148H39ZM47 149H46V148ZM50 147V148H49ZM72 149H71V148ZM73 147L75 148V149H73ZM106 147V148H105ZM111 147H113V149H115V151L113 150V149H110ZM116 147V148H115ZM158 149H157V148ZM180 147V148H179ZM216 147V148H215ZM229 147H232V148H229ZM237 147H238V149H237ZM246 147H248V148H246ZM254 147V148H253ZM258 147V148H257ZM17 148V149H16ZM22 148V149H21ZM26 148V149H25ZM43 148V149H42ZM49 148V149H48ZM59 150H58V149ZM79 148V149H78ZM152 148H155L154 150L151 149ZM160 148V149H159ZM165 148V149H164ZM178 148V149H177ZM182 148V149H181ZM184 148V149H183ZM191 148H193V149H191ZM213 148H215V150L213 149ZM219 148H221V149H219ZM226 149V150H224V149ZM234 148H235V150H234ZM4 149V150H3ZM46 149V151H44ZM53 149V150H52ZM57 149V150H56ZM110 149V150H109ZM162 149V150H161ZM177 149V150H176ZM190 149V150H189ZM198 149V150H197ZM217 149L219 150V151H221V152H219L218 151V155L216 156V155H212V157L213 158H210V157H207V154H208V152L209 151H211V150H213V151H217ZM228 149V150H227ZM229 149L231 150V151H229ZM233 149V150H232ZM248 149V151H246ZM3 150V151H2ZM17 150V151H16ZM51 150H52V152L54 151V153H51ZM63 150V151H62ZM146 150V151H145ZM149 150V151H148ZM157 150V151H156ZM179 150V151H178ZM191 150H193V151H191ZM238 150V151H237ZM246 151L245 153H243L242 151ZM256 150V151H255ZM259 150V151H258ZM62 151V152H61ZM111 151V152H110ZM200 153H199V152ZM227 151H229V152H227ZM254 151V152H253ZM258 151V152H257ZM261 151H263V152H261ZM18 152V153H17ZM21 153V155H20V153ZM95 152V153H94ZM159 154H158V153ZM161 152V153H160ZM225 152V153H224ZM232 152V153H231ZM253 152V153H252ZM24 153V154H23ZM61 153H63V154H61ZM68 153V154H67ZM102 153V154H101ZM106 153V154H105ZM111 153V154H110ZM186 153V154H185ZM189 155H188V154ZM195 153H197V154H195ZM242 153H243V155H242ZM248 153H250V154H248ZM263 155H262V154ZM58 154V155H57ZM70 154V155H69ZM162 154V155H161ZM184 154V155H183ZM192 154V155H191ZM195 154V155H194ZM204 154V155H203ZM206 154V155H205ZM228 154H229V156H228ZM235 154V155H234ZM240 154H241V158H240ZM245 154V155H244ZM248 154V157H245L246 155ZM253 154V155H252ZM18 157H17V156ZM42 155H43V157H42ZM58 157H57V156ZM63 155V156H62ZM78 155H79V157H78ZM158 155H160V156H158ZM178 155H179V157H178ZM181 155V156H180ZM188 155V156H187ZM230 155H231V158H230ZM232 155H233V157H232ZM253 157H252V156ZM255 155H257V156H255ZM261 157H260V156ZM24 156V157H23ZM40 158H39V157ZM112 156V157H111ZM127 156V154L125 153V157ZM159 157L158 159L156 158V157ZM197 156V157H196ZM215 156H216V158H215ZM220 156V157H219ZM263 156V157H262ZM17 157V158H16ZM66 157H67V159H66ZM77 157V158H76ZM110 157V158H109ZM188 159H187V158ZM193 157V158H192ZM195 157V158H194ZM203 157H205V158H203ZM227 157H228V160H227ZM256 157V158H255ZM8 158H10V157H8ZM22 158V159H21ZM28 158V159H27ZM42 158L43 159H45V160H42ZM69 158V159H68ZM117 159V161H116V159ZM153 158V159H152ZM160 158H162L163 160H159ZM170 158V157H169ZM209 158H210V161H209ZM247 158V159H246ZM21 159V160H20ZM25 159V161L23 162V160ZM39 159H41V161L39 160ZM55 159H56V161H55ZM62 159H64V161L62 160ZM112 161H110V160ZM202 159H203V161H204V159H205V161L203 162L202 161ZM214 159V160H213ZM231 159L233 160V161H231ZM236 159V160H235ZM251 159V160H250ZM261 159V160H260ZM11 160H13L12 162H11ZM15 160V161H14ZM18 160H19V162H18ZM28 160V161H27ZM30 160V161H29ZM48 160V161H47ZM53 160V161H52ZM72 160V161H71ZM115 160V161H114ZM154 162H153V161ZM192 162H191V161ZM200 160V161H199ZM245 160H246V162H245ZM252 160H254L255 162H256V164L258 165H256L255 164V162L254 161H252ZM43 161V162H42ZM47 163H46V162ZM52 161V162H51ZM74 161V162H73ZM155 161H156V163H155ZM168 161H170V159H168ZM180 161H182V159H180ZM190 161V162H189ZM197 161V165H195V162ZM220 161V162H219ZM225 161V162H224ZM238 161V162H237ZM250 161H251V163H250ZM22 164H21V163ZM31 162H32V164H33V166H34V170H36V171H33L32 170V164H31ZM38 162V163H37ZM57 162V163H56ZM67 163L66 165H65V163ZM79 162V163H78ZM153 162V163H152ZM170 162H172V161H170ZM227 162H230V163H227ZM235 162V163H234ZM240 162V163H239ZM242 162V163H241ZM25 163V164H24ZM29 165H28V164ZM43 163H44V165H43ZM46 163V164H45ZM48 163H49V165H48ZM53 163V164H52ZM73 163V164H72ZM77 163V164H76ZM152 163V164H151ZM200 163L202 164V165H200ZM210 163V164H209ZM216 163H218V164H216ZM259 163V164H258ZM12 164L14 165V166H12ZM20 164V165H19ZM30 164H31V166H30ZM40 164V165H39ZM76 164V165H75ZM154 164H156V165H154ZM206 164H208L209 165V168H208V165H206ZM213 164H214V166H213ZM245 164V165H244ZM253 164H255V165H253ZM6 165V166H5ZM101 165V166H100ZM151 165V166H150ZM192 167V165H193V168H190V166ZM199 165H200V169L198 168L199 167ZM206 165V166H205ZM218 165V166H217ZM229 165V166H228ZM234 165V166H233ZM240 165V166H239ZM22 166V167H21ZM28 166V167H27ZM42 166V167H41ZM45 168H44V167ZM49 166V167H48ZM71 166V167H70ZM77 166V167H76ZM79 166V167H78ZM189 166V167H188ZM198 166V167H197ZM213 166V167H212ZM221 166H222V168H221ZM236 166V167H235ZM252 167V169H250L251 167ZM3 167V168H2ZM16 167V168H15ZM31 167V168H30ZM37 167V168H36ZM40 167V169L38 170V168ZM80 167H82L81 169H80ZM202 167V168H201ZM211 167V168H210ZM227 167V168H226ZM241 167V168H240ZM260 167H262V168H260ZM21 168V169H20ZM25 168V169H24ZM26 168H27V170H28V168H29V170H30V172H29V170L27 171L26 170ZM209 170H208V169ZM214 168V170H212L213 171V173L214 174H217V175H214V174H212L211 172V169H213ZM235 168L237 169L238 168V170H235ZM257 168H259V170H260V172H259V170L257 169ZM4 169H5V172H4ZM15 169H17L16 171H15ZM24 169V170H23ZM68 169V170H67ZM198 169V170H197ZM204 170V171H202V170ZM215 169H217V170H215ZM229 169H233V172H232V170L230 171ZM7 170V171H6ZM9 170H11V171H9ZM22 170H23V172H22ZM42 170V171H41ZM48 170V171H47ZM207 170V171H206ZM230 171V172H227V171ZM256 170H257V173L259 172V174H257L256 173ZM18 171V172H17ZM24 171H25V173H24ZM43 171H45V172H43ZM50 171V172H49ZM81 171V172H80ZM196 171H197V174L198 175H196L195 173H196ZM215 171H216V173H215ZM220 171H221V173H220ZM224 171H225V173H224ZM243 173H242V172ZM245 171V172H244ZM2 172V173H1ZM7 172V173H6ZM15 172H16V174H15ZM23 174H22V173ZM35 172V173H34ZM62 172V173H61ZM64 172V173H63ZM79 172V173H78ZM204 172V173H203ZM210 172V173H209ZM241 172V173H240ZM4 173V174H3ZM51 173V174H50ZM54 173V174H53ZM67 173V174H66ZM73 173V174H72ZM77 173V174H76ZM202 173V174H201ZM207 173H209V174H207ZM263 173V174H262ZM25 174V175H24ZM53 174V175H52ZM66 174V175H65ZM70 174V175H69ZM204 174V175H203ZM228 174H231V175H233V177H231L230 175H228ZM240 174H241V176H240ZM251 174H252V176H254L255 178H253L252 176H251ZM256 174V175H255ZM3 175H5V176H3ZM60 177H59V176ZM62 175V176H61ZM168 174H166V176H167ZM206 175V176H205ZM210 175V176H209ZM213 175V176H212ZM224 175V176H223ZM7 176V177H6ZM18 177L17 179H16V177ZM25 176V177H24ZM26 176H27V178H26ZM65 176V177H64ZM70 177V178H68V177ZM95 176H96V174L94 175V181L96 180L95 179ZM204 176H205V178H204ZM226 176L227 177H229L230 178V180L228 179V178H226ZM258 176H260V177H258ZM262 176V177H261ZM4 177V178H3ZM22 177H24V182H22L19 178H21L22 179ZM56 177V178H55ZM57 177H58V179H57ZM72 177H76L75 179L73 178L72 179ZM77 177H81L80 179H78ZM167 177H169V175L167 176ZM208 177V178H207ZM211 177V178H210ZM219 178V181H218V179H216V178ZM65 178V179H64ZM214 178V179H213ZM222 178H224V180L221 179ZM241 178H243L242 179V181L243 182H245L246 184H244L242 181H240L241 180ZM245 178V179H244ZM247 178V179H246ZM262 178V179H261ZM27 179H29V180H27ZM62 181H61V180ZM67 179V180H66ZM161 179V180H160ZM178 179V180H177ZM180 179H181V177H180ZM197 179H199L198 180V182H197ZM203 179H204V182H203ZM207 179V180H206ZM212 179V180H211ZM228 179V180H227ZM233 181H232V180ZM237 179L239 180L238 181V183H236L237 182ZM253 179V180H252ZM258 179L260 180V181H258ZM21 182H20V181ZM64 180V181H63ZM160 180V181H159ZM170 180V181H169ZM210 180V181H209ZM235 180H236V182H235ZM245 180V181H244ZM2 181V182H1ZM7 181V182H6ZM26 181H27V183H26ZM31 181V182H30ZM213 183H212V182ZM218 181V182H217ZM230 181V182H229ZM19 182V183H18ZM228 184H227V183ZM244 184V186H242L243 184ZM249 182V183H248ZM250 182H251V185H250ZM255 182H256V186H255ZM22 183H23V185H22ZM26 183V184H25ZM30 185H29V184ZM161 183V184H160ZM163 183H164V185H163ZM198 183V184H197ZM217 183V184H216ZM221 183H222V186H221ZM225 183V184H224ZM234 183V184H233ZM240 183V184H239ZM254 183V184H253ZM258 183V184H257ZM260 183L263 185H261L260 186ZM166 184V185H165ZM168 184H170V185H168ZM180 184H181V186H180ZM200 184H202V185H200ZM211 184V185H210ZM217 186H216V185ZM224 184V185H223ZM5 185V186H4ZM7 185V186H6ZM20 185H22V186H20ZM25 185V186H24ZM161 185V186H160ZM168 185V186H167ZM193 185H194V187H193ZM200 185V186H199ZM208 187H207V186ZM219 185V186H218ZM232 185V186H231ZM247 185V186H246ZM14 186H16V187H14ZM17 186H18V188H17ZM29 186V187H28ZM156 186V187H155ZM167 186V187H166ZM172 186V187H171ZM188 186V187H187ZM231 186V187H230ZM234 186V187H233ZM3 189H2V188ZM8 187V188H7ZM79 189H78V188ZM144 187H145V189H144ZM153 187V188H152ZM170 187V188H169ZM180 187V188H179ZM186 187V188H185ZM193 187V188H192ZM199 187H200V189H199ZM203 187V188H202ZM220 188V189H217V188ZM227 187H228V190H227ZM230 187V188H229ZM236 187V188H235ZM239 187V189H237ZM244 187V188H243ZM246 187V188H245ZM249 188V190H248V188ZM262 189H261V188ZM5 188H7L6 190H5ZM12 188L14 189L13 191H12ZM24 188V189H23ZM27 188V189H26ZM147 188H149L148 190H147ZM154 188H157V189H154ZM161 190H160V189ZM182 188V189H181ZM188 188H190L189 189V192L190 193H193L194 191L196 192V193H221V195L219 194L218 196H217V200L216 201H218V202H216V201H211L210 200V202H209V200L207 199V201H205L206 200V198H205V200H204V198H202L203 200H202V202L203 203H201L200 204V206L199 207H197V209H196V211L193 213V214H191V215H189V216H187L186 218H185V214L184 213H182V206L183 205H185V202H182V203H180V201L178 200L180 197H177V196H175V197H173L174 196V194L173 193H189L188 192ZM223 188V189H222ZM226 188V189H225ZM235 188V189H234ZM18 189V190H17ZM68 189V190H67ZM95 189H97L96 191H97V193H100V191H99V189L100 188H98V187H95ZM94 189V190H95ZM169 189H170V191H169ZM185 189V190H184ZM187 189V190H186ZM217 189V190H216ZM261 191H260V190ZM86 190V191H85ZM155 190V191H154ZM174 190H176V191H174ZM179 190H182V191H179ZM210 190V192H208ZM211 190H213V191H211ZM224 190V192L226 193V197H224L225 196V194L224 193H222L221 191H223ZM233 190H235V191H233ZM243 190H244V192H243ZM19 191V192H18ZM81 191V192H80ZM89 191V192H88ZM99 191V192H98ZM140 191H138V192H136V193H139ZM159 191V192H158ZM162 191V192H161ZM198 191V192H197ZM218 191V192H217ZM220 191V192H219ZM226 191H228V192H226ZM241 191V192H240ZM248 191V192H247ZM26 192H28V193H26ZM194 192V193H195ZM239 192V193H238ZM246 192V193H245ZM23 193V194H22ZM31 193L33 194V195H31ZM233 193V194H232ZM248 193H251V195L249 196L248 195ZM228 194V195H227ZM232 194V195H231ZM238 194V195H237ZM242 194V195H241ZM32 196V198L33 199H31L30 197ZM173 195V196H172ZM223 195V196H222ZM246 195H248V196H246ZM264 195V194H263ZM15 196H16V199L18 200H16L15 199ZM30 196V197H29ZM34 196V197H33ZM70 196V197H69ZM79 196V197H78ZM246 196V197H245ZM252 196V197H251ZM36 197V198H35ZM40 197V198H39ZM74 197V198H73ZM222 198V199H220V198ZM233 197V200H235V202H233L231 205H226L228 202V200H230V198H232ZM240 197V198H239ZM264 197V196H263ZM25 198H26V200H25ZM39 198V199H38ZM88 198V199H87ZM175 198V199H174ZM229 198V199H228ZM235 198H237V200L235 199ZM239 198V199H238ZM242 198V201H240V199ZM244 198V199H243ZM22 199V200H21ZM27 199H29V200H27ZM31 199V200H30ZM37 199V200H36ZM176 199H177V201H176ZM224 199H228V200H224ZM84 200V201H83ZM87 200H88V202H87ZM220 200H221V202H220ZM222 200H224V201H222ZM239 200V201H238ZM255 200V201H254ZM20 201V202H19ZM24 201V202H23ZM91 201V202H90ZM181 201H185V199L183 198ZM77 202V203H76ZM238 202H239V204H238ZM254 202H256V203H254ZM23 203H24V205H23ZM205 203V204H204ZM219 203V204H218ZM221 203L223 204V205H221ZM22 204V205H21ZM74 204V205H73ZM178 205V207H177V205ZM204 204V205H203ZM16 205V204H15ZM94 205V206H93ZM176 205V206H175ZM206 205V206H205ZM235 207H234V206ZM88 206V207H87ZM218 208V211L216 210L217 208ZM225 208H224V207ZM231 208H230V207ZM238 206V207H237ZM258 206H260V207H258ZM86 207V208H85ZM207 207H208V210H207ZM241 207H243V208H241ZM15 210H14V209ZM91 210H90V209ZM179 208H180V210H179ZM202 208V209H201ZM212 208V209H211ZM230 209V210H232V213H227L225 210L226 209ZM235 208H237V209H235ZM252 208H254V209H252ZM258 208H260V209H258ZM20 210L19 212H21V213H19L18 211H16V210ZM78 209V210H77ZM178 209V210H177ZM200 209V210H199ZM247 209V210H246ZM14 210V211H13ZM81 210V211H80ZM171 211V210H173V212H174V214H173V212L171 211V213H169L168 211ZM176 210V211H175ZM211 210V211H210ZM238 210V211H237ZM16 211V212H15ZM91 211V212H90ZM203 211H206V212H203ZM213 211H215V213L213 212ZM223 211H224V213H223ZM235 211V212H234ZM247 211V212H246ZM248 211H250V212H248ZM12 212H14V214L12 213ZM31 212V213H30ZM34 212V213H33ZM41 212V213H40ZM95 212V213H94ZM197 212V213H196ZM12 213V214H11ZM30 215H29V214ZM47 213V214H46ZM95 215H94V214ZM165 213V214H164ZM167 213V214H166ZM182 213V214H181ZM202 213H204V214H202ZM236 213V214H235ZM250 213V214H249ZM102 214V215H101ZM168 214H170V215H168ZM211 214V215H210ZM234 214V215H233ZM23 215V216H22ZM29 215V216H28ZM36 216V217H33V219H31L32 217L31 216ZM39 215V216H38ZM87 215H88V217H87ZM94 215V216H93ZM97 215V216H96ZM99 215V216H98ZM108 216V218H107V216ZM138 215V214H137ZM173 215V216H172ZM194 215V216H193ZM209 215V216H208ZM229 215V216H228ZM15 216H18V217H15V218H17V219H15L14 217ZM83 216V217H82ZM95 216H96V218H95ZM112 216V217H111ZM114 216V217H113ZM133 216V215H132ZM161 218H160V217ZM172 216V217H171ZM176 216V217H175ZM178 216V217H177ZM19 217H21L20 219H18ZM116 217H117V220H116ZM134 217V216H133ZM138 217H140V216H138ZM156 217V218H155ZM158 217V218H157ZM171 217V218H170ZM190 217V218H189ZM201 217H202V219H201ZM211 219H210V218ZM231 217V218H230ZM247 217V218H246ZM263 217V218H262ZM30 218V219H29ZM38 218V219H37ZM45 218V219H44ZM70 218H72V220L74 221H72ZM90 218V219H89ZM95 218V220H93ZM101 218H103L102 220H101ZM134 218H136V217H134ZM176 218V219H175ZM183 218V219H182ZM204 218V219H203ZM237 218H239L238 220H237ZM249 218V219H248ZM14 219V220H13ZM35 219H37V222H39V223H37L36 222V220ZM96 219H97V221H96ZM107 219H109V221L107 220ZM152 219H154L153 221H152ZM160 219V220H159ZM162 219V220H161ZM171 219V220H170ZM175 219V220H174ZM182 222H180L179 220ZM230 219V220H229ZM233 219V220H232ZM69 220H71V221H69ZM99 220V221H98ZM105 220V221H104ZM115 220V221H114ZM159 220V221H158ZM172 220H174L175 221V223H174V221H172ZM186 220V221H185ZM236 220H237V222H236ZM247 220V221H246ZM249 220V221H248ZM20 221V222H19ZM22 221H23V219H22ZM103 221H104V223H103ZM151 221V222H150ZM157 223H156V222ZM161 221H163V222H165V223H163V222H161ZM189 221V222H188ZM229 221V222H228ZM31 222H33V223H31ZM34 222H36V223H34ZM71 222H72V225H71ZM82 222V223H81ZM98 222V223H97ZM100 222H101V224H100ZM169 222V223H168ZM177 222H179V223H181L180 224V226L177 224ZM186 222V223H185ZM216 224H215V223ZM239 222V223H238ZM246 222V223H245ZM68 223V224H67ZM125 223V224H124ZM151 223V224H150ZM168 223V224H167ZM172 223V224H171ZM209 225H208V224ZM211 223V224H210ZM35 224H37V225H35ZM38 224H41V225H38ZM67 224V225H66ZM93 224V225H92ZM149 224V225H148ZM174 224V225H173ZM175 224H177V225H175ZM228 224V225H227ZM248 224V225H247ZM255 224V225H254ZM260 224V225H259ZM5 225V224H4ZM12 225V224H11ZM74 225V226H73ZM81 225H83V227L81 226ZM97 225V226H96ZM116 225H117V227H116ZM159 225V226H158ZM172 225V226H171ZM182 225V226H181ZM209 227H208V226ZM249 225H251V226H249ZM30 226V227H29ZM92 226V227H91ZM99 226V227H98ZM105 226H106V229H105ZM169 226V227H168ZM175 226V227H174ZM213 228H211V227ZM257 228H256V227ZM261 226V227H260ZM32 227V228H31ZM65 227V228H64ZM79 227V228H78ZM96 227V228H95ZM114 227V228H113ZM168 227V228H167ZM203 227H205V228H203ZM255 227V228H254ZM30 228V229H29ZM78 228V229H77ZM80 228H82V231H81V229ZM91 228V229H90ZM95 228V229H94ZM99 228V229H98ZM109 228V229H108ZM115 228H117V229H115ZM118 228H119V230H118ZM123 228V229H122ZM150 228V229H149ZM158 228V229H157ZM173 228V229H172ZM176 228V229H175ZM184 228V229H183ZM210 228V229H209ZM39 229V230H38ZM90 229V230H89ZM95 231H94V230ZM153 229V230H152ZM155 229V230H154ZM161 229V230H160ZM167 229V230H166ZM169 229H170V231H169ZM178 229V230H177ZM181 229V230H180ZM257 229H259V231L257 230ZM38 230V231H37ZM74 230H76V231H74ZM79 230V231H78ZM112 230V231H111ZM150 230H152V231H150ZM162 230H164V231H162ZM211 230V231H210ZM213 230V231H212ZM243 230V231H242ZM80 231H81V233H80ZM90 231V232H89ZM93 231H94V233H93ZM155 231V232H154ZM173 231V232H172ZM177 231V232H176ZM210 231V232H209ZM35 232V233H34ZM37 232V233H36ZM39 232V233H38ZM75 232V233H74ZM103 232V233H102ZM109 232H112L111 234L109 233ZM161 232H167L166 234L165 233H161ZM232 232H234L235 234H237L238 232H240V233H238L237 234V236L236 237H240L239 239L238 238H235L234 236H233V238L231 237V235L232 234H230V233H232ZM85 233H87V234H85ZM100 233V234H99ZM108 235H107V234ZM117 233V234H116ZM119 233V234H118ZM257 233V234H256ZM52 234V235H51ZM90 234H92V235H90ZM102 234H104V235H102ZM106 234V235H105ZM144 234H146V235H144ZM165 235V237H161V236H164ZM240 234V235H239ZM47 235V236H46ZM49 235H50V237H49ZM120 235V236H119ZM122 235V236H121ZM161 235V236H160ZM175 235V236H174ZM239 235V236H238ZM258 235H259V237H258ZM262 235V236H261ZM89 236H91V237H89ZM95 236H96V238L97 239H95ZM102 236H104V237H102ZM108 236H111V237H116V240H114L115 242H116V244H114L115 242H113V240H111V241H109V239L111 238V237H109V239H108ZM176 236H177V238H176ZM46 237H48L47 239H45ZM121 237L123 238V239H126V240H122L121 239ZM169 237H170V240H169ZM40 238V239H39ZM51 238V239H50ZM32 239H33V241H32ZM38 239V240H37ZM49 239V240H48ZM131 239V238H130ZM166 239H168V240H166ZM236 239V240H235ZM48 240V241H47ZM166 242H165V241ZM207 241V242H210V243H205L204 241ZM129 242L131 241V240H128ZM177 241V242H176ZM91 242V243H90ZM113 242V243H112ZM125 242V243H124ZM132 242V241H131ZM130 242V243H131ZM169 242V243H168ZM102 243V244H101ZM119 243V244H118ZM122 243V244H121ZM163 243V245H165L164 247L161 245V244ZM203 243V244H202ZM30 244V245H29ZM114 244V245H113ZM172 244V245H171ZM178 244V245H177ZM121 245H122V247H121ZM151 245V246H150ZM154 245H156V246H154ZM101 246V247H100ZM110 246V247H109ZM118 246H119V248H118ZM161 246H162V248H161ZM169 246H170V248H169ZM202 246H204V247H202ZM82 247V248H81ZM160 247V248H159ZM167 248V250H168V252L169 253H167V250H163V249H166ZM20 248H21V246L20 247H17V248H15L14 250L12 249V251L10 252V251H8V253L5 255V257H7L9 260H12L13 259V257H15L16 255H18V251L20 250ZM101 248V249H100ZM112 248H114V249H112ZM152 248V249H151ZM156 250H155V249ZM174 248V249H173ZM207 248V249H206ZM211 248V249H210ZM80 249H82V250H80ZM90 249V250H89ZM160 249H162L161 251H160ZM203 249V250H202ZM0 250H2V248L0 247ZM80 250V251H79ZM86 250V251H85ZM112 250H114V251H112ZM124 250V251H123ZM155 250V251H154ZM200 250H202V251H200ZM209 250H211V251H209ZM93 251V252H92ZM97 251V252H96ZM99 251H100V253H99ZM107 251V252H106ZM111 251V252H110ZM118 253H117V252ZM166 252V253H165ZM183 252V253H182ZM99 253V254H98ZM103 253V254H102ZM113 253H116V254H113ZM163 253V254H162ZM213 253V254H212ZM123 254V255H122ZM157 256H156V255ZM159 254V255H158ZM161 254V255H160ZM184 254V255H183ZM210 254L211 255H213L212 257H214L213 259H214V261H212V259H211V257H210ZM215 254V255H214ZM104 255V256H103ZM202 255L203 256H205V258H203L202 257ZM99 256H101V257H99ZM118 258H117V257ZM150 256H152V257H150ZM184 256H185V258H184ZM195 256L196 257H198V258H195ZM5 257H4V254H0V261H6L5 260ZM117 258V260L119 261H117L116 260V258ZM157 257V258H156ZM166 257V258H165ZM190 257V259H187V258H189ZM199 257H201V258H199ZM17 258V257H16ZM101 258V259H100ZM110 258V259H109ZM154 258V259H153ZM161 259L162 261H160L159 259ZM109 259V260H108ZM114 259V260H113ZM17 260L18 259H16L15 260V262H17ZM105 260V261H104ZM113 260V261H112ZM123 260H124V262H123ZM157 260H159V261H157ZM100 261H103V262H105V263H103V262H100ZM107 261V262H106ZM128 261V260H127ZM157 261V262H156ZM189 261V262H188ZM26 262H25V264H26ZM154 262V263H153ZM126 263H128V264H134V262H131V263H129V261L128 262H126ZM135 264H139V262L137 261ZM140 264H142V263H140Z\"/></svg>",
  "mask_w": 264,
  "mask_h": 264
}]
</instances>
